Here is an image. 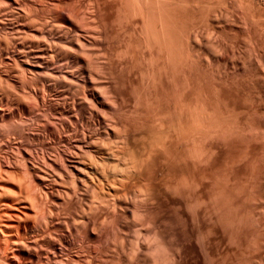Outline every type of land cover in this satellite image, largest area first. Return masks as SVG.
<instances>
[{
    "label": "bare ground",
    "instance_id": "6f19581e",
    "mask_svg": "<svg viewBox=\"0 0 264 264\" xmlns=\"http://www.w3.org/2000/svg\"><path fill=\"white\" fill-rule=\"evenodd\" d=\"M1 1V0H0ZM29 1V0H28ZM28 1L27 0H3V2H1V3H3L4 5L6 4V5H10V7L13 9V11L16 9V10H20V11H22V9H24L25 10V13H26V11H28L29 12V10H26L27 9V7L28 6H31L29 3H28ZM45 1H47V0H45ZM44 1V2H45ZM71 1H73V0H71ZM75 2H76V0H74ZM74 1L72 2V4L74 3ZM82 1V0H81ZM80 1V2H81ZM84 1V0H83ZM93 1H95V0H93ZM96 1H98V0H96ZM115 1H117V0H115ZM122 1V0H121ZM132 1H134V0H131V3H133ZM31 2V1H30ZM51 2V1H50ZM57 2H62L63 3V0H58ZM67 2V1H66ZM77 2H79V1H77ZM76 2V3H77ZM79 2V3H80ZM120 2V1H119ZM118 2V3H119ZM126 2H128L127 4L130 6V2L129 1H125L124 3H126ZM34 3V2H33ZM49 3V2H48ZM52 3V2H51ZM61 3V4H62ZM71 2L69 1V4H70ZM75 3V5L72 7V11L74 10V8H78V6H79V4H78V6L77 7H75L77 4ZM84 3V2H83ZM87 3H93V2H90V0L87 2ZM95 3V2H94ZM102 3L103 2H101V5H102ZM105 3V2H104ZM103 3V4H104ZM121 3V2H120ZM130 3V4H129ZM136 3H137V5H138V2H134L133 4L134 5H132L131 4V6H133V8H136L137 7V5H136ZM40 4V3H39ZM53 5H54V2L52 3ZM56 4V3H55ZM59 4V3H58ZM58 4H57V6H58ZM69 4H66L65 3V5L66 6H64V7H67V5H69ZM71 4V5H72ZM82 3H80V5H81ZM114 4V3H113ZM127 4H125L126 6H127ZM4 5H2V6H4ZM49 5V4H48ZM70 5V6H71ZM106 5V4H105ZM115 5V4H114ZM117 5V4H116ZM115 5V6H116ZM136 5V6H135ZM55 6V5H54ZM84 6V5H83ZM86 6V5H85ZM84 6V7H85ZM92 6V5H91ZM96 6H97V8L99 7V3H98V5L96 4ZM118 6V5H117ZM121 6V5H120ZM120 6H118V7H120ZM122 6H123V4H122ZM121 6V7H122ZM126 6H124V8H128L129 10H128V12H130V14L131 15H128L127 17H133L132 16V14H133V12L132 11H134L135 9H133V8H131V9H133L132 11H131V9L129 8V7H126ZM130 6V7H131ZM135 6V7H134ZM140 6V5H139ZM146 5H144L143 7H145ZM0 7H1V5H0ZM7 7V6H6ZM5 7V8H6ZM42 7H44V5L42 6ZM49 7V6H48ZM64 7H63V9H64ZM104 7V6H103ZM114 7V6H113ZM112 6L110 7V8H113ZM117 7V8H118ZM46 8V7H45ZM79 8H81V6L79 7ZM78 8V10L76 9V11H75V13L74 14H76V13H78V15H79V17H81V15L79 14V12L78 11H80V10H82V9H79ZM92 8V7H91ZM96 8V9H97ZM139 8V7H138ZM140 8H142V6L140 7ZM152 8V7H151ZM150 8V9H151ZM3 9V8H2ZM40 9V8H39ZM50 9V8H49ZM56 9H58V11H60V9L59 8H56ZM63 9H62V12H64L65 11V9H64V11H63ZM68 9H70V8H68ZM68 9H66V12H67V10ZM86 9H88V8H86ZM101 9V8H100ZM106 9V8H105ZM120 9V8H119ZM123 9V8H122ZM153 9V8H152ZM160 9V8H159ZM35 10V9H34ZM36 10H38L37 8H36ZM44 10V9H43ZM42 10V11H43ZM46 10H47V8H46ZM93 10V8L90 10V11H92ZM98 10V9H97ZM110 10V9H109ZM121 10V9H120ZM124 10V9H123ZM122 10V11H123ZM137 10V11H136ZM135 10V12L137 13L136 15H134V16H137V17H135L136 19L138 18V16L140 15V13H139V15H138V9H136ZM141 10V9H140ZM144 10V9H143ZM155 10V9H154ZM153 10V11H154ZM2 11H4V10H2ZM9 11H12V10H9ZM8 11V12H9ZM12 11V12H13ZM41 11V10H40ZM54 11V10H53ZM72 11H70V12H72ZM84 11V10H83ZM89 11V12H90ZM94 11V10H93ZM92 11V12H93ZM98 11H100V10H98ZM97 11V12H98ZM116 11H117V9H116ZM125 11V10H124ZM145 11H147V9L145 10ZM149 11H151V10H148V12ZM7 12V13H8ZM12 12H10L11 14H12ZM16 12V11H15ZM15 12H13L14 14H16ZM23 12V11H22ZM21 12V13H22ZM34 12V11H33ZM74 12V11H73ZM73 12L71 13V15L73 16ZM85 12H86V10H85ZM110 12V11H109ZM157 12V11H156ZM43 13V12H42ZM50 13V12H49ZM49 13H47V14H49ZM65 13V12H64ZM84 13V12H83ZM94 13V12H93ZM100 13V12H99ZM99 13H98V15H99ZM104 13H106V12H104ZM103 13V14H104ZM111 13V12H110ZM110 13H109V15H110ZM123 13H125V12H123ZM122 13V14H123ZM143 13H144V11H143ZM146 14H147V12H145ZM151 13H152V11H151ZM154 13V12H153ZM153 13L151 14V15H153ZM2 14H4V13H2ZM10 14V15H11ZM23 14V13H22ZM21 14V15H22ZM27 14V13H26ZM69 14V13H68ZM95 14H97V13H95ZM102 14V13H101ZM120 14H121V12H120ZM145 14V15H146ZM157 14H161V10H160V13H157ZM157 14H156V16H157ZM5 15H6V12H5ZM27 15H29V13L27 14ZM26 15V16H27ZM34 15H35V13H34ZM51 15H53V14H51ZM61 15V14H60ZM57 16V18L58 17H61V16ZM70 15V14H69ZM71 15L69 16L71 19L73 18V17H71ZM84 14H82V16H83ZM86 15H87V12H86ZM84 16V18L86 17V19H87V16ZM113 15V14H112ZM117 15V14H116ZM119 15V14H118ZM124 15V14H123ZM127 14H125V16H126ZM144 15V14H143ZM148 15V14H147ZM150 15V16H151ZM13 16H15V15H13L12 14V17ZM20 17V15H17V17ZM31 16V15H30ZM42 16V15H41ZM40 16V17H41ZM77 17V14L76 15H74V17ZM101 16H103V15H101ZM107 16V15H106ZM124 16V17H125ZM155 16V15H154ZM155 16V17H156ZM159 16V15H158ZM162 16V15H161ZM22 17H25V16H21V18ZM34 17H36V16H34ZM45 17V16H44ZM55 17V16H54ZM64 17V16H63ZM68 17V16H67ZM66 17V18H67ZM75 17V18H76ZM79 17H77V18H79ZM89 17V16H88ZM100 17V16H99ZM119 17L121 18V15H119ZM127 17H125L126 19H127ZM141 17V16H140ZM143 17H145V16H143ZM143 17H141V19H143ZM164 16H162V18H163ZM16 18V17H15ZM27 18V17H26ZM25 18V19H26ZM42 18V17H41ZM46 18V17H45ZM62 18V17H61ZM70 18H67L68 19V21H70L71 22V19ZM92 18H94V17H92ZM108 18V17H107ZM114 18V17H113ZM134 18V19H135ZM158 18V17H157ZM159 18H161V17H159ZM17 19V18H16ZM19 19V18H18ZM22 19H24V18H22ZM35 19V18H34ZM40 19V18H39ZM55 19V18H54ZM64 19V18H63ZM80 19V18H79ZM77 20L78 21V24H80V22H86V20L85 19H83L82 21H80V20ZM98 19V18H97ZM104 19H106V18H104ZM115 20H116V18H114ZM122 19V18H121ZM126 19H123L124 20V22H125V20ZM130 19V18H129ZM133 19V20H134ZM140 19V18H139ZM140 19V20H141ZM146 19V18H145ZM145 19H144V21H145ZM152 19H153V17H152ZM247 19V18H246ZM8 20H10V19H8ZM7 20V21H8ZM32 20H33V18H32ZM53 20V19H52ZM56 20V19H55ZM74 19H72V23L71 24H73L74 22H76L75 20L73 21ZM89 20V19H88ZM91 20V19H90ZM89 20V21H90ZM96 19H94V22H96L95 21ZM99 20V19H98ZM103 19H101V21H102ZM107 20V19H106ZM132 20V21H133ZM155 20H156V18H155ZM161 20V19H160ZM163 20H164V18H163ZM163 20H161V21H163ZM19 21V20H18ZM20 21H22V20H20ZM24 21V20H23ZM26 21V20H25ZM30 21H31V18H30ZM46 21V20H45ZM44 21V22H45ZM58 21H60V20H58ZM67 21V20H66ZM80 21V22H79ZM89 21H87V22H89ZM104 21V20H103ZM117 21H120V19L118 18L117 19ZM116 21V22H117ZM122 21V20H121ZM136 21H138V20H136ZM143 20L141 21V22H144ZM152 21V20H151ZM159 21V20H158ZM248 21V20H247ZM13 22H14V20H13ZM13 22H11L12 23V26H13ZM28 22V21H27ZM27 22H23L24 24L23 25H18V22H16L17 24H15V26L16 25H18V26H16V29H14V30H16V33H18L19 35H18V38H21L20 36L22 35V36H24V35H26V34H32V35H30V36H27L26 35V38H28V37H30V38H32V36L33 37H35V34L36 33H34L35 31H37V30H35L34 29V27H33V29L32 28H30V27H32V26H30L29 24V26L27 27V26H24V25H26V23ZM35 22H38V21H35ZM34 22V23H35ZM82 22V23H83ZM93 22V20L91 21V22H89V24L90 23H94ZM112 22H114L115 23V21H113L112 20ZM111 22V23H112ZM129 22V21H128ZM127 21H126V23H128ZM146 22V21H145ZM154 22V21H153ZM157 21H155V23H156ZM245 22H246V20H245ZM10 23V22H9ZM29 23V22H28ZM39 23V22H38ZM37 23V24H38ZM41 23V22H40ZM105 23V22H104ZM119 23V22H118ZM126 23H124V25L126 24ZM130 23H131V20H130ZM134 23V22H133ZM139 23V22H138ZM159 23V22H158ZM158 23H156V24H158ZM163 24H167V23H164V21L162 22ZM22 24V23H21ZM31 24V23H30ZM36 24V23H35ZM54 24V23H53ZM70 24V23H69ZM77 23H75V25H76ZM95 24V23H94ZM94 24H92V25H94ZM110 24V23H109ZM122 24V23H121ZM132 24V23H131ZM154 24V23H153ZM160 24H161V22H160ZM163 24H161V27H163L162 25ZM9 25V24H8ZM32 25H34V24H32ZM46 25V24H45ZM44 25V23H43V26H45ZM47 25H48V23H47ZM60 25H62V26H59V25H56V23H55V26H54V28H50L49 30V32H52L54 29V31H56V33L54 32V34H55V39L52 41V44L50 43L51 41H46L45 42V40H44V38H45V36H44V34L47 32L48 33V31L46 30V32L45 31H43V32H45L44 34H43V32L41 31V30H45L44 28H43V26H42V24H41V27H42V29L40 30V28H39V30L41 31V32H38L37 31V36L38 37H40L39 39H41V42H40V40L38 41V38H36L37 39V41H38V43H36V44H34V42L33 43H29L28 44V42L31 40H34L33 38L32 39H28L27 40V43H25L26 42V38H24V39H22V40H20V41H24L25 40V42H20V43H18L20 46H17L16 47V45H17V43L16 44H14L15 45V47H14V45L13 46H10L9 45V47L10 48H8L9 50H7V48H6V51H8V52H6V54H5V63H3L2 61V65L3 64H5L6 66H9V68H14V67H11V66H15V67H17L16 65H11V63H14V64H17L19 67V72H18V70H16V68H14V69H12L13 71L12 72H14L15 70V73L17 72L18 73V75H19V73L22 75V76H20L21 77V83H19V84H22L21 86V89H22V92H23V94H24V96L25 97H23L22 99H24V98H27L28 100H29V102H27V99L25 100L24 99V103L26 102V103H30L31 102V100H30V98H32L34 101H35V104L33 103V100H32V103L35 105V106H33V108L35 109V107H36V105H37V107H36V110H33L32 108H30V109H28L29 107H30V105L28 106V108H25L24 107V109H22L23 110V114H21V117L19 118L20 119V121L23 119L22 118V116L23 117H30V119L32 118V117H34L33 118V121H35V122H37V124H38V126H40L41 128H40V131L39 132H35L36 134H34V136H36V137H38L39 138V144H41V147L43 148V149H45V150H49L50 148H52L53 149V147L55 146L56 147V145L57 146H63L64 147V150L62 149V150H60L59 152L55 149V147H54V149L58 152L56 155H57V157L55 158V156H54V158H53V155L50 157V155H49V151H48V156H46L45 154H43V155H41V157H38L37 159H35L36 157H34L32 154H30V153H32V152H28V153H26V155H24L23 154V148H22V145H21V139L19 140V142H18V139L16 140V137H7V141L5 142V146L3 147V148H9V150L11 149V151H12V154H13V157H11V158H13V164L18 168L19 167V169L21 168L22 170H20V172H22L23 171V173H20V174H24V173H27V174H25V175H19V176H21V178H24V176H28L26 179L28 180H30V183H31V180H32V184L34 183V179L38 182V184H39V186H40V188H41V192L43 193V195L47 198V199H50L51 201H50V203H51V206H58L59 204H62V203H60V202H65V200L63 199V197L61 196L62 194H65L67 197V203L71 200L70 198H72V197H70V195H71V193H72V195L71 196H77V194L79 193L80 195H86L87 196V194H88V192L90 191V190H92L93 188V190H92V193H93V191L94 192H98L97 190L95 191V188H96V186H97V188H99V185H100V187L102 188V191H103V195L105 194V191H104V188L109 192V195L110 196H112V194H114V195H116L117 197L118 196H120V195H118V194H121V195H123V197L125 198H121V197H119L118 199L116 198V197H113V198H115V201H113L114 199L112 198L111 199V197L109 198V200L111 199L112 201H109L106 197V200L104 199V197L102 198L101 197V199H103L104 200V203L101 201V200H98V201H100V202H98L97 203V206L99 205V203H100V207L102 208V206H104V208L103 209H101V211H103L102 213H100V214H95L96 212H97V210H98V208H100L99 206H98V208L97 207H95V205H96V202H94V201H92V202H94L95 203V205H94V207H95V209L96 210H94V207L92 206L93 204H90V207L89 206H87L88 208H87V210H84L83 209V211H84V214H85V216L82 218V217H80L81 215H79V217L82 219V220H84L85 218L87 219V217H88V219L90 218V216L91 215H93L92 217H91V219L92 220H95L96 221V223H97V220L100 218V216L101 215H103V217L101 216V219H102V221H101V223H100V226L98 227V228H96V229H94V227L95 226H91L92 227V229L90 228V226H89V224L90 223H92L91 222V220L89 219V221H90V223H89V221H88V219H87V221L85 220V222H87L86 224L84 223V221H82V220H80V223H79V219H77L76 220V222L78 221V223H77V225L71 220V224H72V222H73V225H76V226H74L75 228V230H76V233L73 231L72 232V230H73V228L71 229V230H69V228H70V226L68 227V229L66 228L67 227V225H66V227H65V229H67V230H65V232L63 233L64 235H62V233H61V235L62 236H60V237H62V238H60L61 240H59V238H58V242H56V239L57 238H55V236L56 235H54L55 233H54V227H55V225H58V222L60 223V221H54V219H55V217H54V219L52 218V217H49V219L47 220V219H41V221L44 223H41V224H43L42 226H38V228H33V227H30V226H27V225H25L26 224V222L28 221V220H30V213H29V211H31V212H33V213H35L34 211L35 210H37V213H35V214H38V215H40V210H43L45 207H43L42 205H45V204H40V207L42 208H40L39 207V203L40 202H42L41 200L39 201V203H37V197H35V196H33V195H35L36 193H31L29 190H28V194H26V193H24L22 190V188H23V186H21V184H22V181H20V180H23V179H21L20 177V179H19V181L21 182H16V181H18V180H16L15 179V176L14 175H12V171H10V170H7V169H4L3 168V165H4V167L5 168H11V166H10V162H12L11 161V159H8L9 161L6 163L5 161H3L4 162V164L3 163H1L0 164V182L3 180V181H9V183L11 182V184H16L17 183V185L16 186H14V189L13 188H11V186H4V185H0V189L2 190L1 192H2V194H1V196L0 197H3V199H4V197H6L7 198V196H9V197H11V199H10V201L9 202H6V200L4 201L3 199H1L0 198V264H86V260H88L87 262V264H100V262H98V263H96V257H97V255L95 256L94 254V257L96 258V259H94V257H93V255L90 253V252H86V253H83V252H85L84 250H90V249H88V248H86V247H89V245L88 244H86L87 243V241L89 240H93V239H95L94 241H96L97 240V244L99 245V246H101L102 245V242H103V240L104 239H106V241H107V239H108V243L110 242V247L111 246H113V239H115L116 241V246L117 245H122L123 244V246L125 247H121V246H117L118 248L120 247V248H122V249H124V250H126V245H124L129 239H131V238H129L128 239V237L129 236H131L132 237V239L133 240H136V239H134V237H137L136 235L135 236H132V235H134L135 234V229L137 230V232H136V234L137 235H139L138 237H137V240L136 241H128L129 242V245H130V243H131V249L132 250H130V249H127V250H129V251H131V252H133V250L135 249V251H137V252H135V255H134V259L132 258V256H133V254H132V256H130L128 253H126L127 255H129V257H126L127 255L124 253V251L122 250V249H118L115 245L113 246V247H115V250H117L118 249V251H119V254L117 255V251H115L114 250V248L113 247H111V249H112V251L114 250L115 252H116V255L119 257H116V258H118V259H120L121 258V254H120V251L122 250V254L123 255H126L125 257L126 258H132L133 260V263H131L132 261H130V259L128 260L131 264H217V263H220V262H217L216 263V261H218V260H216V257H215V255H216V251L215 250H217L216 249V246L218 247L219 245L218 244H220L219 242H222L225 246V255L222 257V260H221V263L220 264H233V263H229V262H227V256L229 255V252H230V257H231V255H234L233 254V252L232 251H234L235 252V256L237 257L236 258V263L235 264H245L244 263V261L246 262V260H248V259H246L245 260V254H246V246H247V240L249 239V238H251L252 236H254V237H256V234L255 235H253L254 233H251L252 234V236L251 237H248V239H247V229H248V223H246V220L248 219V218H245V214H244V207H243V201L245 200V199H247V198H245V197H243V195L241 196V194H239V192H241V190H236L237 192H235V195H236V193H238V195L237 196H239V200H240V196H241V198L243 197L244 198V200L241 202V203H238L239 205L237 206V202H236V200L234 199V201L236 202V204L234 205V201H233V195L234 194H232L231 195V190H230V184H233V183H231L232 182V180H231V182L229 181V189H228V186L226 187V189L223 187L224 186V181L225 182H228L227 180H230V177H228L226 174H223V176H227V177H225V179H221V180H224L223 181V185H220L219 186V184H221V183H219V184H217V185H215L214 183V185L216 186V187H223L224 188V190H222L221 188L220 189H218V188H215V189H217L218 190V192L217 193H213L212 192V195H211V197L209 198V200L208 201H206V204L204 203V201L203 200H199V199H197V200H199V201H197L196 199L194 200V201H196V204L194 205L193 203H194V201L192 202V201H190V200H192V195H190L191 193H190V191H191V188L193 187V186H191V188H190V186H188V184L187 183H189L188 181L186 182V186H188V188L187 189H190V191L188 190V192L189 193H187V194H189V195H187V194H185V191L187 190H184L185 188H186V186L184 185V187H183V184H181L180 185V181H178V182H174V180H173V182L171 181L173 178L172 177H167L168 179L169 178H172L171 180H165V181H169V182H163V183H161V182H156V181H154V180H156L155 178H152L151 177V172L148 170L150 167L148 166V164H149V162L151 161V159L152 160H154L153 159V157L154 156H152V158L151 157H149V153L148 152H150V150L149 149H145V147H146V145L148 144H144L145 142H146V140H149L147 137V139L145 138V136H141L140 134V137H143V139H142V141H145L143 144L145 145V147H144V149L145 150H147V152L145 153V150L144 149H142V147H143V145L141 144V151L142 150H144L143 152L145 153V157H144V154L142 155V153L140 152H134V151H136V150H134L133 151V149H132V151H133V153H132V151L130 150L129 152H131V153H129L128 151L127 152H125L124 151V148H123V146H125V147H127L128 145V141H125L127 144V146L126 145H124L123 144V146H122V148L121 149H119V144H120V141H121V139H122V141L121 142H124L123 140L125 139V137H126V139L125 140H129L128 139V135H124V133L126 134V132H129V130H130V127H132L133 126V124H135V122L136 121H133L132 123V126L130 125H128V124H125V122H124V124H123V128H119L118 127V125H116L118 122H120V123H122L123 121V119H124V116H123V118H122V115L123 114H121V116L120 115H117V118L119 117V118H121V119H118V122H116V121H114L113 120V117L114 116H116L115 114V112H116V109H118L117 111L119 112V108H117L118 107V103H119V100L121 101V99H119L118 100V97H117V102L118 103H116V101H115V99H114V97L115 96H113V97H111L112 95L109 93V90L107 91V87H108V85H107V87L105 86V85H103L100 81L101 80H103V79H99V77L101 76V74L102 73H106L105 72V70H103L101 67H100V69L103 71V72H101V73H99V70H98V68L99 67H97V65H95V67H97L96 68V71L94 72L93 70V72L92 71H90V69H89V71H87L86 69H84L83 68V66H82V63H81V61L78 59V58H75V57H73L74 58V60L73 61H71V55H70V57H68L69 56V52H72V54H74L73 52H75V53H77V51L78 50H80V52L82 53V51L84 52L83 54H85V52H86V49H91V47L90 46H92L93 44H94V42L96 41V37H98V33H96L95 31L97 30L96 28H97V25H96V27L94 28L92 25V28H94V29H96L95 31H93V29H91V26H87V27H90V29H91V31L89 30V31H86V30H88V28L87 27H85L84 25H85V23L83 24V27H85V28H87V29H85L84 31H83V27L80 25V27H82L83 29L81 30L80 28H76V27H78L77 25H76V27H72V26H70V25H68L67 23H65V22H62V23H60ZM75 25H73V26H75ZM103 25H105V24H103ZM114 25V24H113ZM123 24H122V26H124ZM139 25V24H138ZM142 25V24H141ZM143 25L145 26V23H143ZM142 25V26H143ZM10 26V25H9ZM11 26V27H12ZM95 26V25H94ZM112 25H110V27H111ZM118 26H120V25H118ZM127 26V25H126ZM129 26H131V25H129ZM135 26H137V24L135 25ZM154 26H156L155 24H154ZM168 26V25H167ZM103 27V26H102ZM109 27V26H108ZM109 27V28H110ZM128 27V26H127ZM138 27V26H137ZM140 27V26H139ZM156 27H158V26H156ZM156 27H154V28H156ZM164 27H165V25H164ZM164 27H163V29H164ZM4 28V27H3ZM47 28V27H46ZM105 28V27H104ZM103 28V29H104ZM113 28H114V26H113ZM120 28V27H119ZM129 28V27H128ZM134 27H132V29H133ZM136 28V27H135ZM134 28V29H135ZM166 29H167V27H165ZM5 29H6V27H5ZM48 29V28H47ZM102 29V28H101ZM111 29V28H110ZM116 29V28H115ZM114 29V30H115ZM131 29V28H130ZM142 29H144V27L142 28ZM141 29V27H140V29H139V31L141 30V33L144 35V39L146 38V40H147V38H148V40H149V38H153L154 39V37H151V36H147L146 34V32L147 31H149V30H147V28L145 27V29H146V31L145 30H142ZM162 29V28H161ZM165 29V30H166ZM12 30V29H11ZM13 30V31H14ZM117 30V29H116ZM121 30V29H120ZM125 29H123V31H124ZM136 30V29H135ZM105 31V30H104ZM107 31H108V29H107ZM107 31H105V32H107ZM122 31V30H121ZM126 31V30H125ZM129 31H131V30H129ZM133 32H134V30H132ZM144 33H146V34H144ZM156 30H154L153 32H155ZM162 31V30H161ZM164 31V30H163ZM224 31V30H223ZM97 32H98V30H97ZM99 32H100V29H99ZM110 32H112V31H110ZM114 32V31H113ZM116 32V31H115ZM114 32V33H115ZM132 32V33H133ZM153 32L151 33L152 34V36L154 35L153 34ZM158 32V31H157ZM165 32L166 31H164V35H162L163 36V38H165L164 36L166 35V38L165 39H167V33H169V32H167L166 34H165ZM3 33V32H2ZM10 33H12V31L10 32ZM14 33V32H13ZM16 33H14V35L16 34ZM20 33H22L21 35H20ZM101 33V32H100ZM126 33H127V31H126ZM126 33H124V34H126ZM130 33V32H129ZM132 33L130 34V37L132 38H134L135 37V35H133V36H131L132 35ZM137 33V32H136ZM24 34V35H23ZM49 34V33H48ZM50 34H52V33H50ZM54 34H52V35H54ZM98 34V35H97ZM106 34V33H105ZM108 34V33H107ZM116 34H119L118 33V31H117V33ZM123 34V35H124ZM134 34V33H133ZM150 34V35H151ZM157 34L158 33H156V36H157ZM160 34H162V33H160ZM12 35V34H11ZM14 35H13V37H14ZM42 35V36H41ZM51 35V36H52ZM110 35V34H109ZM122 35V36H123ZM127 36H128V34H126ZM125 35V36H126ZM138 35H139V32H138ZM16 36H17V34H16ZM48 36V35H47ZM46 36V37H47ZM51 36L49 37V38H51ZM103 36V35H102ZM111 36V35H110ZM142 35H140L139 37H141ZM223 36V35H222ZM25 37V36H24ZM43 37V38H42ZM138 37V38H139ZM158 37H159V34H158ZM158 37H156V38H158ZM16 38V37H15ZM52 38H53V36H52ZM99 38V37H98ZM109 38H111V37H109ZM122 38V37H121ZM124 38V37H123ZM129 38V37H128ZM137 38V37H136ZM143 37H141L140 39H139V41L142 39ZM156 38L154 39V40H156ZM159 38H161V37H159ZM162 38V39H163ZM42 39L44 40V41H42ZM47 39H48V37H47ZM101 39V38H100ZM135 39V38H134ZM225 39V38H224ZM16 40H18V39H16ZM97 40H99V39H97ZM106 40V39H105ZM121 40H123V39H121ZM132 40V39H131ZM137 40V39H136ZM143 40V39H142ZM142 40L140 41L141 43H142ZM147 40V41H148ZM151 40V39H150ZM150 40H149V43H150ZM158 40V39H157ZM34 41H36V40H34ZM102 41H104V38H103V40ZM108 41V40H107ZM124 41V40H123ZM126 41V40H125ZM128 41V40H127ZM133 41V40H132ZM138 41V43H140ZM168 41H169V38H168ZM224 41V40H223ZM43 43V42H45V43H43V44H40V43ZM101 42V41H100ZM106 42V41H105ZM113 42V41H112ZM111 42V43H112ZM130 42V41H129ZM152 42H153V40H152ZM102 43V42H101ZM121 43V42H120ZM66 44H68V46L70 47V48H68V46L66 45ZM97 44V43H96ZM99 44V43H98ZM104 44V43H103ZM123 44V43H122ZM131 44V43H130ZM143 44H144V40H143ZM141 45V44H138L137 45V43H136V45L139 47V46H144V45ZM164 44H166V42H164ZM168 44V43H167ZM166 44V45H167ZM121 45V44H120ZM127 45V44H126ZM129 45V44H128ZM147 45H150V44H146V42H145V50H147L148 49V51H149V46H148V48H147ZM61 47V49L60 48H58V47ZM74 46H76V47H78V49L77 48H75ZM108 46V45H107ZM110 46V45H109ZM119 46V45H118ZM164 46V45H163ZM162 46V47H163ZM12 47V48H11ZM88 47H90V48H88ZM97 47V46H96ZM105 47V46H104ZM116 47H117V45H116ZM124 47H125V45H124ZM127 47V46H126ZM125 47V49H127ZM129 47V46H128ZM138 47H135L136 49H137V51H139V49H138ZM166 47V46H165ZM167 47H169V46H167ZM67 48V49H66ZM109 48V47H108ZM118 48V47H117ZM130 48H132V47H130ZM142 48V47H141ZM147 48V49H146ZM60 49V50H59ZM66 49V50H65ZM92 49H94V48H92ZM91 49V50H92ZM110 49V48H109ZM129 49V48H128ZM136 49H134V50H136ZM143 49V50H144ZM73 50V51H72ZM75 50V51H74ZM89 50H87V51H89ZM97 50V49H96ZM99 50H101V49H99ZM112 50V49H111ZM111 50H109V51H111ZM114 50V49H113ZM116 50V49H115ZM122 50V49H121ZM121 50H118L119 52L117 53V54H119L120 53V51ZM130 50V49H129ZM141 50V49H140ZM142 50V51H143ZM144 50V51H145ZM154 50V49H153ZM165 50H166V48H165ZM170 50V49H169ZM2 51V50H1ZM106 51H107V49H106ZM127 51V50H126ZM148 51H146V53H148ZM151 51L152 50H150V53H151ZM156 51V50H155ZM161 51H162V48H161ZM171 51V50H170ZM63 53L64 52V54H60V53ZM79 52V51H78ZM125 52V51H124ZM127 52H129V51H127ZM131 52H133V51H131ZM134 52H136V51H134ZM141 52V51H140ZM2 52H0V54H1ZM90 53L92 54L93 52L92 51H90ZM116 52H114V54H115ZM145 53V52H144ZM143 53V54H144ZM150 53H148V54H150ZM153 53V52H152ZM162 53V52H161ZM165 53V52H164ZM163 53V54H164ZM167 53V52H166ZM4 54V53H3ZM3 54H1V55H3ZM78 54L79 53H77V56H78ZM83 54H80V55H82L83 56ZM114 54H113V56H114ZM116 54V55H117ZM125 54V53H124ZM132 54H134V53H132ZM141 55H142V53H140ZM86 55L87 56H85V58H87L88 59V57H92L91 55H89V53H86ZM97 55H99L98 53H97ZM96 55V57L99 59V57ZM105 55V53L103 54V56ZM106 55H107V53H106ZM112 55V54H111ZM120 55V54H119ZM128 55V53L127 54H125V55H123V51H122V56H127ZM145 55V54H144ZM72 56H74V55H72ZM101 56V55H100ZM109 56V55H108ZM118 56V55H117ZM116 56V57H117ZM130 56V55H129ZM131 56H133V55H131ZM137 56V55H136ZM138 56H139V54H138ZM146 56V55H145ZM152 56V55H151ZM150 56V58H152V59H154L153 58V56L151 57ZM162 56V55H161ZM160 56V57H161ZM170 56V55H169ZM169 56H167V57H169ZM4 57V56H3ZM3 57L1 56V58L3 59ZM80 57V56H79ZM84 57V56H83ZM95 57V56H94ZM93 57V58H94ZM106 57V56H105ZM128 57V56H127ZM126 57V59H128ZM171 57V56H170ZM169 57V58H170ZM72 58V59H73ZM82 60H83V58L82 57H80ZM84 58V59H85ZM107 58V57H106ZM110 58V57H109ZM113 58H115V57H113ZM121 59L120 58V56H118L117 57V59ZM137 58H139V57H137ZM146 58V57H145ZM143 56H142V60H144L145 59ZM149 58V57H148ZM162 58V57H161ZM164 58H165V55H164ZM86 59V61H89L90 62V60L91 61H93V59L92 58H90L89 60H87ZM95 60V61H100V60ZM130 59H131V57H130ZM140 59V58H139ZM158 59V58H157ZM1 60V59H0ZM115 60V59H114ZM113 60V61H114ZM123 60V59H122ZM155 60V59H154ZM168 60V59H167ZM170 60V59H169ZM168 60V61H169ZM65 61H67V62H65ZM94 61V62H95ZM107 61V60H106ZM106 61H105V64H106ZM113 61H111V62H113ZM117 61V60H116ZM124 61H126L127 62V60H125V58H124ZM130 61V60H129ZM132 61V60H131ZM139 61H141V60H139ZM139 61H138V63H139ZM149 61L151 62L152 60H150L149 59ZM160 61V60H159ZM168 61H167V64H168ZM0 62V63H1ZM68 62H70V63H68ZM97 62H95V63H97ZM118 62H120V60H118ZM141 62H143V61H141ZM150 62H146L147 64H149ZM161 62V61H160ZM62 63H65L64 65L65 66H62ZM104 63V62H103ZM122 63V62H121ZM128 63V62H127ZM126 63V64H127ZM130 63V62H129ZM128 63V64H129ZM132 63V62H131ZM130 63V64H131ZM152 63H155L154 61L152 62ZM152 63H150L151 65H152ZM158 63V62H157ZM70 64H71V66H70ZM90 64V63H89ZM92 64V63H91ZM94 64V63H93ZM120 64V63H119ZM129 64V65H130ZM136 64H137V62H136ZM141 63H139V65H140ZM156 64V63H155ZM166 64V63H165ZM102 64H100V66H101ZM107 65V64H106ZM110 65L111 64H109V67H110ZM117 65V64H116ZM124 65H125V63H124ZM129 65H127V66H125V67H128ZM138 65V64H137ZM136 65V66H137ZM159 65V64H158ZM5 66V67H6ZM94 66V65H93ZM112 66V65H111ZM115 66V65H114ZM131 66V65H130ZM146 67V65H141L140 67L142 68V67ZM166 66V65H165ZM87 67V66H86ZM94 67V68H95ZM107 67V66H106ZM149 67H154V65H152V66H150L149 65ZM155 67H156V65H155ZM162 67H163V64H162ZM167 67V66H166ZM114 68V67H113ZM116 68V67H115ZM114 68V69H115ZM120 68V67H119ZM118 68V69H119ZM123 68V67H122ZM128 68H130V67H128ZM159 69H160V66L158 67ZM164 68V67H163ZM1 69V68H0ZM104 69H105V67H104ZM147 69V68H146ZM150 69V68H149ZM152 70H154L153 68H151ZM159 69H157V70H159ZM162 69V68H161ZM98 70V71H97ZM127 70V69H126ZM132 70V69H131ZM134 70V69H133ZM135 70H139V69H136V67H135ZM141 70L142 69H140V72H141ZM4 71H6V70H4ZM128 71V70H127ZM144 71V70H143ZM149 71H151V70H148V72ZM160 71V70H159ZM10 72V71H9ZM112 72V71H111ZM110 72V73H111ZM129 72H130V70H129ZM133 72V71H132ZM145 72H146V70H145ZM147 72V73H148ZM152 72V71H151ZM154 72H155V70H154ZM154 72H152L151 74L150 73H148V74H150L151 76H152V74H154ZM157 72V71H156ZM164 72H167V70H165ZM1 73V72H0ZM6 73V72H5ZM109 73V72H108ZM109 73V74H110ZM128 73V72H127ZM143 73V72H142ZM141 73V74H142ZM147 73H145V74H147ZM168 73V72H167ZM166 73V74H167ZM99 74H100V76H99ZM113 74V73H112ZM119 74V73H118ZM130 74V73H129ZM136 74H137V72H136ZM135 74V75H136ZM144 74V73H143ZM143 74H142V77L141 78H144L145 76H143ZM148 74L146 75L147 77H148ZM156 74V73H155ZM161 74V73H160ZM164 74V73H163ZM165 74V75H166ZM105 74H103V76H104ZM115 75V74H114ZM117 75V74H116ZM120 75V74H119ZM122 75H123V73H122ZM134 75V74H133ZM134 75V76H135ZM139 75H140V73H139ZM4 76H5V74H4ZM8 76V75H7ZM109 76V75H108ZM107 76V77H108ZM112 76V75H111ZM124 76V75H123ZM133 76V77H134ZM137 76H138V74H137ZM136 76V77H137ZM141 76V75H140ZM154 76V75H153ZM164 76V75H163ZM19 77V78H20ZM105 77H106V75H105ZM105 77H104V79H105ZM114 77V76H113ZM110 78V80L111 79H114V80H116L115 79V77L114 78ZM125 77V76H124ZM126 77H127V74H126ZM128 77H129V75H128ZM146 77V78H147ZM158 77H161L160 75L158 76ZM15 78V77H14ZM16 78H18V77H16ZM103 78V77H102ZM130 78V77H129ZM132 78V77H131ZM138 79H139V76L137 77ZM145 78V79H146ZM148 78H151V77H148ZM148 78L146 79L147 81H149L148 80ZM7 79V78H6ZM8 79H9V77H8ZM108 79V78H107ZM123 80H124V78H122ZM133 79H135V78H133ZM145 79H143V81H145L146 82V80ZM160 79H162V78H160ZM159 79V80H160ZM163 79H164V77H163ZM100 80V81H99ZM150 80H152V78L150 79ZM154 80H155V77H154ZM154 80H152L151 81V83L150 82H148V83H150V85H151V87L150 88H152V86H153V84H154ZM157 80H158V78H157ZM156 80V81H157ZM159 80H158V82H159ZM9 80H7V82H8ZM63 81V82H62ZM104 82H106L105 80H103ZM154 81V82H153ZM5 82V81H4ZM7 82H6V84H7ZM20 82V81H19ZM61 82H62V86H63V83H65V88L63 89V90H59L57 87H58V85H57V87H56V84H61ZM103 82V83H104ZM109 82V81H108ZM118 82V81H117ZM130 82V81H129ZM138 82V81H137ZM141 82V84L142 83H144V82H142V81H140ZM139 82V83H140ZM153 82V83H152ZM158 82H157V85H159L158 84ZM160 82H162V81H160ZM166 82H168L167 81V79H166ZM15 83H16V80H15ZM37 85H36V84ZM111 83H113L114 84V81L113 82H111ZM111 83H110V85H111ZM115 83H116V81H115ZM131 83V82H130ZM130 83H128V85L130 84ZM133 83H135V82H133ZM132 83V84H133ZM138 83V84H139ZM148 83H147V85H148ZM164 83V82H163ZM30 84H34L35 85V87L34 88H31L32 87V85H31V87H30ZM105 84V83H104ZM113 84H112V86H113ZM122 84V83H121ZM165 84V83H164ZM169 84V83H168ZM167 84V85H168ZM11 85H13V84H11ZM39 85V86H38ZM134 85H137V84H134ZM140 85V84H139ZM145 85H146V83H145ZM156 85V84H155ZM156 85V86H157ZM163 85V84H162ZM170 85V84H169ZM7 86H8V84H7ZM7 86H5V87H7ZM9 86H10V83H9ZM37 86V87H36ZM61 85H59V87H60ZM61 86V87H62ZM120 87H121V85H119ZM138 86V85H137ZM137 86H131V87H135V89H134V91H136L137 90ZM142 86H144V85H142ZM159 86H161V85H159ZM11 87V86H10ZM106 87V88H105ZM115 87H117L116 85H114V87L113 88H115ZM119 87V88H120ZM124 87H125V85H124ZM130 87V86H129ZM148 87V86H147ZM155 87V86H154ZM167 87V86H166ZM175 87V86H174ZM133 88L131 89V90H133ZM157 88H159V87H157ZM164 88V87H163ZM173 88V87H172ZM12 89V88H11ZM11 89H8V90H11ZM81 90L80 92L78 91V90ZM117 89V88H116ZM141 89H143L142 87H141ZM149 89V88H148ZM148 89H146V90H148ZM165 89V88H164ZM168 89H170L171 90V88H168ZM73 90V92L71 93L70 91H72ZM119 90V89H118ZM159 90H161V88L159 89ZM163 90V89H162ZM161 90V92H162V94H165V92H166V90L167 89H165V92L163 93V91ZM169 90V91H170ZM75 91V92H74ZM133 91V92H134ZM138 91V90H137ZM149 91H153L152 89H150ZM148 91V93H150ZM174 91V90H173ZM264 91V90H263ZM16 92V91H15ZM122 92V91H121ZM131 92V91H130ZM141 92H143V90L141 91ZM145 92V91H144ZM147 92V91H146ZM145 92V93H146ZM154 92V91H153ZM160 92V91H159ZM159 92H158V94H159ZM160 92V93H161ZM168 92V91H167ZM167 92H166V94H167ZM170 92H172V91H170ZM169 92V93H170ZM7 93V92H6ZM115 93V92H114ZM129 93V92H128ZM139 93H140V91H139ZM137 94L136 95V92H135V95L136 96H140L141 95V93L140 94ZM157 93V92H156ZM241 93V92H240ZM16 94V93H15ZM124 94V93H123ZM151 94V93H150ZM149 94V95H150ZM154 93H152V95H153ZM17 95V94H16ZM131 96H133L132 95V93L130 94ZM135 95L133 96L134 98H136L135 97ZM146 95V94H145ZM145 95H144V97H145ZM148 95V94H147ZM148 95V96H149ZM157 95V94H156ZM160 95V94H159ZM169 95V94H168ZM6 96V95H5ZM18 96V95H17ZM158 96V95H157ZM162 96V95H161ZM166 96V95H165ZM171 96V98H172V95H169L168 97H170ZM221 96V95H220ZM132 97V98H133ZM136 98L135 99V101H137L138 99H139V101H137L138 103H135V104H140V100L142 101V99H140L141 97H139V98ZM151 97V95L149 96V98ZM155 97V96H154ZM154 97H152V100H153V98ZM19 98V97H18ZM126 98V97H125ZM146 99H145V101L147 102L148 100H150L149 98H148V100H147V96L145 97ZM161 97H159V99H160ZM164 98V97H163ZM166 98V97H165ZM2 98H0V100H1ZM127 99V98H126ZM158 99V97H157V100H159ZM152 100L151 101H149L148 102V104L146 103V102H143L142 101V103H145L144 105L142 104V106H145V105H147V110L148 111H145L146 112V114H147V112H149V110L151 109V108H153V109H151V111L152 110H155L154 108H155V104L156 103H158L159 104V102L156 100V97L154 98V100L153 101H157L156 103L154 102V105H149V104H152L153 102H152ZM162 100V99H161ZM167 100V99H166ZM171 100V99H170ZM2 101V100H1ZM22 101V100H21ZM130 101V100H129ZM128 101V102H129ZM174 101V100H173ZM232 101V100H231ZM22 102V103H23ZM122 102V101H121ZM120 102V103H121ZM151 102V103H150ZM168 102H169V100H168ZM11 103V102H10ZM23 103V104H24ZM119 103V104H120ZM123 103H125V102H123ZM164 103V100H163V102H162V104ZM165 103H167V101L165 102ZM199 103V102H198ZM197 103V104H198ZM205 102H203L202 104H204ZM6 104H8V102L6 103ZM31 104V103H30ZM117 104V105H116ZM125 104H127V103H125ZM133 104V103H132ZM168 104H172L171 102L170 103H168ZM176 104V103H175ZM174 104V105H175ZM197 104H195L196 105V107L198 108L199 106H197ZM206 104V103H205ZM21 105V104H20ZM25 105H28V104H25ZM24 105V106H25ZM123 105V104H122ZM130 105V104H129ZM134 105V104H133ZM132 105V106H133ZM166 105V104H165ZM164 104H163V107H162V105H161V108L159 107V109H160V112H159V114L161 113V109L163 108L165 111H166V107L167 106H169V105H167V106H165ZM174 105L172 106L173 108H174ZM187 105V104H186ZM199 105V104H198ZM209 105V104H208ZM4 106V105H3ZM3 106H2V102H0V120L2 119V118H4L5 116H6V112H5V110H4V108H3ZM13 106V105H12ZM124 106V105H123ZM137 106V105H136ZM139 106H141V105H139ZM139 106H137L138 107V109L137 110H143L142 109V106H141V108L139 109ZM148 106H149V108H150V106H151V108L150 109H148ZM158 106V105H157ZM160 106V105H159ZM178 106V104L176 105V107ZM180 106H182V105H180ZM15 108H16V106H14ZM31 107H32V105H31ZM116 107V108H115ZM122 107V106H121ZM120 107V108H121ZM129 107V106H128ZM135 107V106H134ZM136 107V108H137ZM170 107V106H169ZM168 107V108H169ZM183 107V106H182ZM204 108H206V107H208V106H206L205 107V105L203 106ZM203 107H202V110H203ZM209 107H210V105H209ZM6 108V107H5ZM10 108V107H9ZM167 108V109H168ZM191 108V107H190ZM190 108H189V111H190ZM193 108H195V107H192L191 109L192 110H194ZM7 109H8V107H7ZM6 109V110H7ZM123 109V108H122ZM135 109V108H134ZM176 109H178V107L176 108ZM175 109V110H176ZM182 109V108H181ZM180 108H179V110H181ZM200 109V111L202 112V110H201V107L199 108ZM207 109V108H206ZM226 109V108H225ZM231 109V108H230ZM17 110V109H16ZM129 110V109H128ZM131 110H133V108L131 109ZM170 109H168L167 110V114H164V113H162V114H164V115H162L165 119L169 116L170 117V119L171 120H173V118H174V120L176 121L175 123H174V121H172L174 124H177V123H180L181 121V119L184 117L185 118V116H182V115H180L181 116V118H179V117H177L178 119H180L179 120V122H177V118H176V116H177V114H174V115H172V114H169L168 115V111H169ZM172 110V109H171ZM182 110H185V108L184 109H182ZM196 110V109H195ZM208 110V109H207ZM206 110V111H207ZM120 111H121V109H120ZM135 110H133V113H137V112H134ZM141 111H139L138 113L140 114L141 113ZM157 111H158V109H157ZM173 111V110H172ZM188 111V110H187ZM186 111V115L188 114V112ZM199 111V112H200ZM204 111V110H203ZM209 111H211V110H209ZM209 111H207V112H209ZM19 112V111H18ZM81 112H86L87 114H89V119H87L86 120V122H84L83 121V119H82V115L80 116V114H81ZM126 112V111H125ZM129 112H130V110H129ZM128 112V113H129ZM132 112V111H131ZM154 112V111H153ZM163 112V111H162ZM176 112H177V110H176ZM175 112V113H176ZM191 112V111H190ZM190 112H189V114H190ZM197 112V111H196ZM196 112H194L193 111V113H195V115H197V113ZM205 112V111H204ZM206 112V113H207ZM229 112V111H228ZM85 113V114H86ZM120 113V112H119ZM119 113H117V114H119ZM128 113H124L125 115H127ZM144 113V112H143ZM152 113V112H151ZM156 112H154V114H155ZM169 113H172V112H169ZM178 113V112H177ZM183 113H185V112H183ZM192 113V112H191ZM203 113V112H202ZM210 113H213V112H210ZM210 113H208V114H210ZM130 115H132L131 113H129ZM139 114H137V115H134L135 117L134 118H136V116H137V119H138V115ZM142 114V113H141ZM140 114V117L141 118H143L142 116H144V117H148L149 115H150V112H149V115H145V113H144V115H141ZM153 114V115H154ZM158 114V115H159ZM179 114H181V111L179 112ZM178 114V115H179ZM204 114V113H203ZM208 114H206V115H208ZM8 115V114H7ZM32 115H35V116H32ZM152 115V116H153ZM8 116H11V115H8ZM12 116H14L13 114H12ZM12 116H11V118H12ZM87 116V115H86ZM113 116V117H112ZM129 115H127V116H125V118H127ZM161 116V115H160ZM167 116V117H166ZM173 118H172V117ZM189 116V115H188ZM192 115H190V117H191ZM199 119H200V113H199ZM198 116H195V119L196 120H198L197 118H198ZM201 116H202V114H201ZM212 116V115H211ZM213 116H215L214 114H213ZM112 117V118H111ZM139 117V121H140V118ZM150 117V116H149ZM154 117H157L156 115L154 116ZM153 117V120L155 121V118ZM194 117V116H193ZM203 117V116H202ZM205 117V116H204ZM208 117H210L209 115H208ZM207 117V118H208ZM216 117V116H215ZM116 118V117H115ZM114 118V119H115ZM130 118V117H129ZM134 118H132L131 117V120H134ZM152 118V117H151ZM158 118V117H157ZM156 118V119H157ZM184 118L182 119V121L184 122ZM188 118V117H187ZM187 118H186V120H187ZM5 119V118H4ZM9 119H10V117H9ZM8 119V120H9ZM15 119V118H14ZM34 119H36V120H34ZM137 119H135V120H137ZM148 120V118H145V120ZM163 119V118H162ZM165 119L162 121L163 122V124H164V121H165ZM169 118H167V120H170ZM194 119V120H195ZM206 119V118H205ZM209 119H212V118H209ZM3 120V119H2ZM13 120V119H12ZM11 120V121H12ZM16 120V119H15ZM15 120H14V122H15ZM24 120V119H23ZM113 120V121H112ZM122 122H121V121ZM128 119H126V121H127ZM143 121H144V118L142 119ZM167 120H166V122H167ZM170 120V121H171ZM193 119H192V121L193 122H197L196 120L194 121ZM201 120V119H200ZM204 120V119H203ZM7 121V120H6ZM17 121V120H16ZM125 121V120H124ZM142 121V122H143ZM150 121V120H149ZM149 121H146V123H148ZM202 121V120H201ZM210 121H212V120H210ZM213 121H215V120H213ZM213 121H212V123H213ZM3 121H1L0 122V124L2 123ZM13 121L12 122H10V124L11 125H13L14 126V128L18 131V133H20V134H22V131H24V133H26L25 132V130L24 129H26V128H24L23 129V127H24V125L26 124H22V125H16L15 123H14ZM17 122H19V120L17 121ZM16 122V123H17ZM23 122V121H22ZM21 122V123H22ZM157 122V121H156ZM159 122V121H158ZM162 122L160 123L161 124V126H162ZM172 122H167V123H169V124H167L168 126H171L170 128H173L172 126H173V124L171 125V123ZM186 122V121H185ZM193 122H191L192 123V125H190L189 124V126H192V128H193ZM199 122V123H198ZM197 123H195V124H200V127H201V129H202V131L204 132V130H203V128L204 127H202L201 126V123H200V121H198ZM208 122V121H207ZM206 121L205 122H203L202 121V123H207ZM217 122V121H216ZM4 123V122H3ZM21 123H19V124H21ZM28 123V122H27ZM126 123H128V122H126ZM137 123H138V120H137ZM211 123V124H212ZM218 123V122H217ZM217 123H213L214 125H215V130H216V126L217 127H219L218 125H220L219 123L217 124ZM83 124H85V126L88 128V130H89V128L91 129L92 128V132H93V134H87V133H84L83 132V129L85 128H83L82 126H83ZM141 124V123H140ZM152 125H154L155 124V122H154V124L153 123H151ZM157 124H159V123H157ZM159 124V125H160ZM212 124V125H213ZM26 125H28V124H26ZM33 125V124H32ZM82 125V126H81ZM136 125V124H135ZM143 125V124H142ZM138 126L139 127V129L140 128H142L143 126L144 127H146L145 126V123H144V125L143 126ZM149 125V124H148ZM156 125V124H155ZM182 125V123H180V127H182L181 126ZM186 125H188V121H187V124ZM204 125V124H203ZM210 125V124H209ZM222 125V124H221ZM220 125V126H221ZM236 124H234V126H235ZM23 126V127H22ZM151 126V125H150ZM166 126V125H165ZM177 126H179L178 124H177ZM196 126H198V125H196ZM195 126V127H196ZM229 126V125H228ZM227 126V127H228ZM234 126L232 127V128H234ZM1 127V126H0ZM20 127L22 128V130L20 129ZM143 127V128H144ZM149 126H147V128H148ZM153 127V126H152ZM199 127V126H198ZM205 127H207V125L205 124ZM209 127V126H208ZM223 127V126H222ZM236 127H238V126H236ZM240 127V126H239ZM259 127V126H258ZM32 128V127H31ZM30 128V129H31ZM34 128H37V127H34ZM81 128H82V133H80L81 132ZM147 128H146V131H151V128L149 127V129L147 130ZM156 128H160V127H156ZM165 127H163V129H164ZM169 128V127H168ZM185 129L187 128V126H185L184 127ZM192 128L190 127V130H192ZM197 128V127H196ZM196 128L194 129L193 128V131L194 130H196ZM209 128H211V125H210V127ZM208 128V129H209ZM225 127H223V129H224ZM230 128H231V126H230ZM231 128V129H232ZM244 128H246V127H244ZM250 127H247V130L246 129H244V130H246V132L247 131H249L248 132V134H250L251 133V129H252V127L250 128V130H248ZM121 129H123V130H121ZM138 129V130H139ZM162 129V128H161ZM163 129H162V131H163ZM175 130H176V128H174ZM179 129V128H178ZM177 129V130H178ZM183 128H181V130H182ZM184 129V130H185ZM204 129H206V128H204ZM207 129V132L208 131H210V129L208 130ZM220 129V128H219ZM223 129H220V130H222V131H224ZM229 129V128H228ZM228 129H226V130H228ZM230 129V130H231ZM236 129V128H235ZM240 129V128H239ZM254 129V128H253ZM261 129H262V127H261ZM21 130V131H20ZM32 130V129H31ZM39 130V129H38ZM86 130V128L84 129V131ZM120 130V131H119ZM126 132H125V131ZM131 130H137V128L135 129V127L133 126V129H131ZM152 130L154 131V135H156V138H157V135L159 136V133H161V131L159 132V130L160 129H158L157 130V132L156 133H158V134H155V130L152 128ZM173 130V129H172ZM175 130H173L174 132L173 133H176V132H178V131H176L175 132ZM198 130H200V128L198 129L197 128V130L196 131H194V133L195 132H197ZM230 130H229V132H230ZM242 131H243V126H242V129H241ZM259 130V129H258ZM258 130H255L256 131V133L258 132ZM263 130V129H262ZM262 130L259 132V134L262 132ZM28 131V130H27ZM124 132L121 136H123V138L122 137H120V133H122V132ZM132 131V132H133ZM166 131V130H165ZM165 131H163V132H165ZM171 131V130H170ZM201 131V130H200ZM199 131V132H200ZM213 131V130H212ZM211 131V132H212ZM217 131V130H216ZM215 131V132H216ZM221 131V132H222ZM234 130H232V132H233ZM236 131L237 132H239V130L238 129H236ZM233 132L234 134V138H235V134L237 133V132ZM242 131H241V133H242ZM254 130H253V132H255ZM87 132H89V131H87ZM91 132V131H90ZM137 132V131H136ZM141 132L142 133H144L143 131H142V129H141ZM168 132V131H167ZM179 132H180V130H179ZM184 132V131H183ZM186 132V131H185ZM199 132H197V133H195L196 135L195 136H197L198 134H199ZM206 132V131H205ZM214 131H213V134L215 133ZM246 132L245 133H243V134H245L246 135ZM263 132H264V130H263ZM17 133V135H19ZM23 133V134H24ZM32 133V132H31ZM34 133V132H33ZM139 133V132H138ZM141 133V134H142ZM149 132H147V136L149 135L150 137L149 138H151V136H153V134L152 135H150V133L148 134ZM194 133H192L193 135H194ZM210 133V132H209ZM217 133H219V132H217ZM256 133H254L255 134V136L256 135H258V134H256ZM28 134V133H27ZM130 134H131V132H130ZM134 134V133H133ZM165 134V133H164ZM168 134V133H167ZM167 134H166V136H167ZM169 134H170V132H169ZM168 134V135H169ZM179 134V133H178ZM178 134H176V135H178ZM185 134V133H184ZM183 134V135H184ZM203 134V133H202ZM221 134V133H220ZM219 134V135H220ZM241 135V137L243 136L244 138H247L248 137V135H246V136H244V135ZM16 135V134H15ZM138 135V136H139ZM143 135V134H142ZM161 136L159 137L160 139L159 140H163V138H162V133L160 134ZM189 133H188V137H189ZM200 135H201V132H200ZM209 134H207L206 136H208ZM216 134H214V135H212L211 133H210V136L212 137V136H215ZM229 135V134H228ZM228 135H225V136H228ZM233 135H230V137L231 136H233ZM252 135V134H251ZM32 136V135H31ZM125 136V137H124ZM134 136V135H133ZM137 136V134H135V136L133 137V140H135L134 138H137L138 137ZM185 136V135H184ZM203 137H204V135H202ZM224 136V137H225ZM28 137V136H27ZM121 138L120 139V141H119V139H117V138ZM171 137H173V135L171 136ZM178 137V136H177ZM179 137H180V135H179ZM186 137H187V135H186ZM191 137V136H190ZM194 137V136H193ZM209 137V136H208ZM218 137V135H216V138ZM220 137V136H219ZM218 137V138H219ZM236 137H239L240 138V136H238V134H237V136ZM242 137V138H243ZM258 137V136H257ZM32 138V137H31ZM113 139L114 138V142H115V145H118V149L116 148V149H114L113 147H110L109 145H107V144H109V142L108 141H111L110 139ZM146 140H145V139ZM153 138V137H152ZM151 138V139H152ZM156 138H155V140H156ZM162 138V139H161ZM169 137L167 136V138H165L166 140L168 139ZM174 138H176V137H173V139ZM183 138V137H182ZM181 138V139H182ZM195 138V137H194ZM210 138V137H209ZM213 138V137H212ZM217 138V139H218ZM226 138V137H225ZM243 138V139H244ZM254 138V137H253ZM258 138H260V137H258ZM258 138H256V139H258ZM115 139H117L118 140V142L119 143H117L116 141H115ZM131 139V138H130ZM141 139V138H140ZM154 139V138H153ZM158 139V138H157ZM164 139V140H165ZM170 139V138H169ZM180 139V138H179ZM184 139H185V137H184ZM184 139H182V140H184ZM193 139V138H192ZM191 138H190V140H188V142L190 141V143H191V140H192ZM197 139V138H196ZM203 139V138H202ZM205 140H206V137L204 138ZM208 139V138H207ZM216 139V140H217ZM231 138H228L227 140H230ZM233 139V138H232ZM255 139V138H254ZM261 139V138H260ZM33 140H34V138H33ZM132 140V141H133ZM155 140H153V143H154V141ZM177 140V139H176ZM176 140L174 139V141H175V144H176ZM198 140V139H197ZM197 140H195V141H197ZM205 140H203V141H205ZM210 140H212L211 138H210ZM216 140H214L215 142H216ZM220 140V139H219ZM234 140V139H233ZM247 140V139H246ZM250 140H252V139H250ZM99 141H100V143H99ZM107 141V142H106ZM113 141H111V142H113ZM137 141V140H136ZM141 141V140H140ZM152 141V140H151ZM150 141V142H151ZM181 141V140H180ZM180 141H178V144H177V146L180 144ZM186 141V140H185ZM194 141V140H193ZM194 141V142H195ZM198 141H200V140H198ZM202 141V144L204 143ZM213 141V140H212ZM210 142V141H208V142H210V143H212L213 144V142ZM226 141V140H225ZM232 141V140H231ZM235 141V140H234ZM238 140L236 139V141L235 142H237ZM243 141V140H242ZM248 141H249V137H248ZM255 141V140H254ZM257 141H259V140H257ZM29 142V141H28ZM103 142V143H102ZM139 142V141H138ZM149 142V141H148ZM160 141H158V142H155L156 144L157 143H159ZM162 142V141H161ZM164 142V141H163ZM173 142V141H172ZM187 142V143H188ZM201 142V141H200ZM200 142H197V143H200ZM205 142H207V140L205 141ZM217 142H218V140H217ZM228 142V141H227ZM239 142V144H241V142L240 141H238ZM244 142V141H243ZM32 143H34V142H32ZM117 143V144H116ZM129 143H130V141H129ZM134 143H137V142H134ZM152 143V142H151ZM151 143H150V145H148L147 147L149 148V146L150 147H154V144H152L151 145ZM165 143V142H164ZM182 143H183V141H182ZM193 143V142H192ZM191 143V144H192ZM220 143V142H219ZM222 143H225L224 142V140L222 139ZM229 143V142H228ZM232 143V142H231ZM247 143H249V142H247ZM246 143V144H247ZM113 144V143H112ZM160 144V143H159ZM168 144V143H167ZM185 144V143H184ZM183 144V145H184ZM195 144L196 143H194V144H192V145H194L195 146ZM201 144V145H202ZM208 143H206V145H207ZM211 144V145H212ZM216 144V143H215ZM221 144V143H220ZM226 144V143H225ZM230 144V143H229ZM235 144V143H234ZM37 145V144H36ZM103 145L105 146V148L103 147ZM106 145L108 146V148H106ZM114 145V144H113ZM133 145V144H132ZM165 145V144H164ZM164 145H162V146H164ZM174 145V144H173ZM172 145V147H174ZM182 145V146H183ZM188 145V144H187ZM198 145V144H197ZM196 145V146H197ZM200 145V144H199ZM210 145V144H209ZM210 145V146H211ZM217 146H218V144H216ZM222 145V144H221ZM238 145V144H237ZM248 145H250V144H248ZM27 146V145H26ZM134 146V145H133ZM161 146V145H160ZM160 146H157V147H160ZM162 146H161V148L160 149H162ZM169 146H170V142H169ZM179 146H181V144L179 145ZM188 146H190V145H188ZM213 146V145H212ZM216 146V147H217ZM229 145H227V147H228ZM232 146V145H231ZM235 146V145H234ZM239 146V145H238ZM243 146H244V143H243ZM247 146V145H246ZM251 146V145H250ZM262 146V145H261ZM62 147V148H63ZM115 147V146H114ZM135 147V146H134ZM146 147V148H147ZM156 147V148H157ZM171 147V146H170ZM169 147V148H170ZM176 147V146H175ZM174 147V148H175ZM185 147V146H184ZM187 147V146H186ZM185 147V148H186ZM191 147V146H190ZM209 147V146H208ZM219 147H220V145H219ZM222 147V146H221ZM224 147V146H223ZM227 147H225L226 149H227ZM242 147V146H241ZM253 146H251V148H252ZM58 148V147H57ZM139 148V147H138ZM165 149H167L168 147H164ZM182 148V147H181ZM188 148V147H187ZM196 148H198V147H196ZM195 147L193 148V150L194 149H196ZM209 148H211V147H209ZM230 148V146L228 147V149ZM236 149H237V147H235ZM234 148V149H235ZM256 148V147H255ZM7 149H4V150H7ZM14 149L16 150V152L17 153H19L22 157L19 159H15L14 158V154L16 153H14L13 151H14ZM28 149H29V147H28ZM31 149V148H30ZM40 149V148H39ZM42 149V150H43ZM127 149V148H126ZM127 149V150H128ZM159 148H157V150H158ZM178 149V148H177ZM201 149V148H200ZM200 149H198V150H194V152H193V154L195 153V152H197L198 151V153L200 154V152L202 151H199ZM208 149V148H207ZM217 149V148H216ZM219 149V148H218ZM221 149V148H220ZM227 149V150H228ZM245 149V148H244ZM250 149V148H249ZM27 149H25V151H26ZM34 150V149H33ZM139 150V149H138ZM152 150H153V148H152ZM152 150H151V153H152ZM155 150V149H154ZM153 150V151H154ZM162 150H164V149H162ZM162 150H159V151H162ZM183 150V149H182ZM189 150V149H188ZM205 150H206V146H205ZM209 150V149H208ZM243 150V149H242ZM241 150V151H242ZM246 150V149H245ZM10 151V152H11ZM140 151V150H139ZM170 151H173L172 149H170ZM179 151V150H178ZM211 151V150H210ZM209 151V152H210ZM212 151H213V147H212ZM231 151V150H230ZM235 151V150H234ZM238 151H240L239 150V147H238ZM237 151V152H238ZM263 151V150H262ZM6 152V151H5ZM37 152V151H36ZM41 152V151H40ZM43 152V151H42ZM51 152V151H50ZM187 152V151H186ZM188 152H190V151H188ZM192 152V151H191ZM226 152V151H225ZM245 152V151H244ZM251 152V151H250ZM259 152V151H258ZM9 153V152H8ZM45 153V152H44ZM54 153V152H53ZM153 153H155V152H153ZM152 153V154H153ZM167 153V152H166ZM212 153V152H211ZM210 153V154H211ZM218 153V152H217ZM217 153H216V155H217ZM219 153H220V151H219ZM224 153V152H223ZM241 153V152H240ZM253 153V152H252ZM255 153V152H254ZM260 153V152H259ZM258 153V154H259ZM263 153V152H262ZM18 154V155H19ZM131 154V155H130ZM156 154V153H155ZM154 154V155H155ZM161 154H162V152H160V155H159V153H158V155L159 156H161ZM163 154H165V153H163ZM163 154H162V156H163ZM170 154L171 153H169V155H167V158H165L166 160H164L163 159V161L162 162H164L165 163V161L167 162V164H166V167H165V169L166 168H168V170H171V171H169L170 172V174L172 173V172H174V169L176 168H174V166H175V164L173 163V161L175 160V159H173V161H172V159H170V157H173V156H170ZM177 155H178V153H176ZM187 154V153H186ZM199 154H197V153H195L194 155H198L199 157H197V156H195V157H197V158H199L200 160L203 158L202 157V155H203V153H202V155L200 156ZM209 154V153H208ZM213 154V153H212ZM228 154V153H227ZM232 154V153H231ZM231 154H229V155H231ZM249 154V153H248ZM257 154V155H258ZM264 154V153H263ZM17 155V154H16ZM15 155V156H16ZM32 155V156H31ZM157 155V154H156ZM156 155H155V157H156ZM157 155V156H158ZM166 155V154H165ZM171 155H173V154H171ZM188 155V154H187ZM186 155V156H187ZM191 155H192V153H191ZM214 155V154H213ZM220 155V154H219ZM224 155V154H223ZM228 155V156H229ZM233 155V154H232ZM230 156V157H232V158H234V156ZM241 155V154H240ZM252 155V154H251ZM250 155V156H251ZM10 156V155H9ZM159 156H158V158H159ZM161 156V157H162ZM168 156H170V157H168ZM182 156V155H181ZM190 156V155H189ZM188 156V157H189ZM204 156V155H203ZM215 156V155H214ZM227 156V155H226ZM225 156V157H226ZM237 156H239V155H237ZM243 156V155H242ZM245 156H248V155H246L245 154ZM245 156H244V159H245ZM263 156V155H262ZM5 157V156H4ZM7 157V156H6ZM18 157V156H17ZM34 157V158H33ZM132 157V158H131ZM164 157V156H163ZM174 157H176V156H174ZM178 157H179V155H178ZM177 157V158H178ZM192 157V158H191ZM190 158L193 160V157L194 156H191ZM201 157V158H200ZM204 157H206V155L204 156ZM208 157V156H207ZM213 157V156H212ZM240 157V156H239ZM254 158L256 157L255 156V154H254V156H253ZM258 157V156H257ZM256 157V158H257ZM260 157V156H259ZM264 157V156H263ZM263 157H262V159H263ZM129 158H131V159H129ZM149 158H151L150 159V161H149ZM157 158V157H156ZM157 158V159H158ZM179 158H181V157H179ZM184 158V160H185V156L183 157ZM182 158V159H183ZM196 158V161L194 160V162H197V159ZM216 158H217V156H216ZM219 158H221V157H219ZM222 158H223V156H222ZM226 158H228V157H226ZM238 158V157H237ZM242 158V157H241ZM248 158H250V157H247L246 159H247V161H250ZM1 159V158H0ZM3 159V158H2ZM148 159V160H147ZM181 159V163H182V161H183V163L185 162L184 160H182ZM188 159V158H187ZM205 159V158H204ZM209 159H212V158H210L209 157ZM209 159H207L208 161H209ZM230 159V158H229ZM259 159V158H258ZM20 160V161H19ZM156 160V159H155ZM190 160V159H189ZM191 160V161H192ZM200 160H198V162L200 161ZM203 160V159H202ZM227 160V159H226ZM231 160V159H230ZM229 160V161H230ZM251 160H253V159H251ZM145 161H148V163H146ZM157 161H159V160H157ZM177 161L178 160H176V162L175 163H177ZM215 161V160H214ZM224 161V160H223ZM222 161V162H223ZM228 161V160H227ZM228 161V162H229ZM263 161H264V159H263ZM153 162V161H152ZM186 162H188V161H186ZM204 162V164H205V160L203 161ZM210 162H212V161H210ZM210 162H209V164H210ZM217 162V161H216ZM232 162V163H231ZM230 162V167H231V164H233L234 162L233 161H231ZM244 162V161H243ZM253 162H255V161H252V163ZM261 162V161H260ZM145 163V164H144ZM179 163V162H178ZM192 163V162H191ZM225 163V162H224ZM237 163V162H236ZM249 163H251V161L249 162ZM249 163H246V165L247 164H249ZM252 163H251V167H252ZM109 164H111V168L109 167H107ZM147 164V166L149 167H146V169L150 172V176L149 175H144V173H143V168H145L144 166ZM150 164H151V162H150ZM153 164V163H152ZM165 164H164V166H165ZM174 164V165H173ZM199 164V163H198ZM197 163H196V165H198ZM203 164V163H202ZM222 165H223V163H221ZM221 164H220V166L218 167V168H220L221 167ZM238 164V163H237ZM240 165H241V163H239ZM256 164V163H255ZM262 164V167L261 168H264L263 167V163H260L259 164V162H257V164H256V167H257V165H261ZM163 165V164H162ZM167 165H168V167H167ZM173 165V166H172ZM179 165V164H178ZM183 165V164H182ZM185 165V164H184ZM191 165V164H190ZM196 165H194L193 164V167L194 166H196ZM215 165V164H214ZM225 165V164H224ZM229 165V164H228ZM246 165L244 164V166L246 167ZM248 165V169L250 170V171H252L253 169H255V167H254V164H253V169L251 170L250 169V166ZM120 166H122V168L120 167ZM154 166H155V164H154ZM204 166V165H203ZM202 166V167H203ZM205 166H207V164L205 165ZM210 166V165H209ZM216 166H217V164H216ZM235 166H238V165H235ZM12 167H13V165H12ZM15 167V168H16ZM153 167V166H152ZM180 167H182L181 165H180ZM185 167V166H184ZM189 167V166H188ZM197 167V166H196ZM198 167H200L199 165H198ZM202 167H200V168H202ZM212 167H213V165H212ZM225 167V166H224ZM234 167V166H233ZM155 168H158V167H155ZM186 168V167H185ZM200 168H199V170H200ZM228 168H229V166H228ZM258 168H260V167H258ZM13 169H14V167H13ZM12 169V170H13ZM26 170V172L24 171V170ZM108 169H110L109 171H108ZM150 169H152V168H150ZM161 169V168H160ZM162 169H163V167H162ZM177 169V168H176ZM175 169V172H177V170ZM183 169V168H182ZM210 169V168H209ZM215 169V168H214ZM234 169H235V167H234ZM147 170H146V172H147ZM153 170V169H152ZM173 170V171H172ZM183 170H185V169H183ZM187 170V169H186ZM193 170V169H192ZM206 170V169H205ZM218 170V169H217ZM220 170H224V168L223 169H220ZM226 170H228V169H226ZM236 170H238L237 168H236ZM243 170H244V168H243ZM249 170L247 171V168H245V171L246 172H248V174H249ZM256 170H258V169H256ZM255 170V171H256ZM261 170V169H260ZM263 170V169H262ZM261 170V171H262ZM19 171V170H18ZM156 171V170H155ZM163 171H164V169H163ZM178 171H180V168H179V166H178ZM194 171H195V169H194ZM193 171V172H194ZM196 171H198V169L196 170ZM204 170H202V172H203ZM209 171V170H208ZM213 171V170H212ZM214 171H216V170H214ZM230 171H231V169H230ZM261 171H258L259 173H262L263 174V171L261 172ZM157 172V171H156ZM174 172V173H175ZM189 172H190V170H189ZM210 173H211V171H209ZM224 172V171H223ZM229 172V171H228ZM257 172V174L259 175V173ZM16 173H17V171H16ZM152 173H154V172H152ZM164 173V172H163ZM166 173V172H165ZM164 173V174H165ZM168 173V172H167ZM174 173H172L173 175H177V174H179L180 175V173H177V174H174ZM204 173H205V171H204ZM218 172L216 171V174H217ZM219 173H220V171H219ZM224 173H227V171L226 172H224ZM230 173V172H229ZM234 173H236V171L234 172ZM7 174V175H6ZM14 174V173H13ZM146 174V173H145ZM169 174V175H170ZM186 174V173H185ZM200 174V173H199ZM203 174V173H202ZM201 174V175H202ZM222 174H219V175H221L222 176ZM228 174V173H227ZM231 174H233L232 172H231ZM242 174H244V173H242ZM241 174V175H242ZM253 174L255 175L256 173L255 172H253ZM17 175V174H16ZM153 175V174H152ZM165 175H167V174H165ZM179 175H177V176H179ZM192 175H193V173H192ZM204 175V174H203ZM208 175H209V173H208ZM213 175H214V173H213ZM253 175V176H254ZM264 175V174H263ZM3 176H7V178L9 179V180H4L5 178L3 177ZM9 176V177H8ZM160 176V175H159ZM170 176H172V175H170ZM177 176H176V178H175V180L177 179ZM190 176V175H189ZM194 176H195V174H194ZM207 175H205V177H206ZM215 176L216 175H214V179H216L215 178ZM234 176V175H233ZM232 176V177H233ZM237 176H239L238 174H237ZM243 176H245V174L243 175ZM250 176H251V172H250ZM256 176V175H255ZM261 176V175H260ZM259 176V177H260ZM16 177H18V176H16ZM155 177H156V175H155ZM162 177H164V176H162ZM166 177V176H165ZM174 177V176H173ZM183 177V176H182ZM185 177V176H184ZM192 177V176H191ZM198 177V176H197ZM200 177V176H199ZM231 177V178H232ZM245 177H247L246 179L248 180V175L247 176H245ZM244 177V178H245ZM256 177H258V176H256ZM6 178V179H7ZM34 178V179H33ZM64 178V179H63ZM66 178V179H65ZM186 178V177H185ZM188 178V177H187ZM186 178V179H187ZM201 178H202V176H201ZM208 178H210V179H212V177H208ZM207 178V179H208ZM219 178V177H218ZM221 178H223V177H221ZM226 178H229V179H226ZM235 178V177H234ZM243 178V177H242ZM255 178V177H254ZM263 178V177H262ZM26 179H24L25 181H27ZM61 179H63V180H67V181H69L70 180V183H68L70 186L72 185V187H71V189H72V191H71V193H69V191H65V190H63V189H56V190H52V187L54 188V186H50L51 185V183H53V184H56L57 183V181L58 180H61ZM166 179V178H165ZM178 179H181L182 180V178H178ZM177 179V180H178ZM184 179V178H183ZM203 179H204V177H203ZM210 179H208V181L210 180ZM213 179V180H214ZM233 179V178H232ZM240 179H241V177H240ZM240 179H239V181H240ZM258 179V178H257ZM256 179V181H258V183H259V180L260 179H258L257 180ZM264 179V178H263ZM263 179H261V181L263 180ZM11 180H14V182L13 181H11ZM23 180V181H24ZM63 180H61L62 182H63ZM163 180H164V178H163ZM189 180V179H188ZM216 180H218L219 181V179H216ZM220 180V181H221ZM234 181L236 180V178L235 179H233ZM250 180V179H249ZM248 180V181H249ZM2 181V182H3ZM132 181V185H129V183ZM193 181H194V179H193ZM244 181V180H243ZM243 181H242V183H243ZM247 181V182H248ZM253 181L254 180H252V178H251V182L253 183ZM256 181H254V184L256 183ZM260 181V182H261ZM13 182V183H12ZM16 182V183H15ZM66 182V181H65ZM129 182V183H128ZM183 182V181H182ZM184 182H185V179H184ZM190 182H192V181H190ZM210 182V181H209ZM208 182V183H209ZM222 182V181H221ZM241 182V181H240ZM250 182V181H249ZM247 183V184H249V185H251L250 183ZM263 182V181H262ZM4 183H6V182H4ZM20 183V184H19ZM30 183H28L31 187H32V185L30 184ZM61 183V182H60ZM64 183V182H63ZM72 183V184H71ZM177 183V184H176ZM179 183V184H178ZM199 185H201V182L199 181ZM205 183H206V181H205ZM205 183H203V184H205ZM216 183V182H215ZM235 183H236V181H235ZM235 183L233 184V186L235 185ZM237 183H239V182H237ZM264 183V182H263ZM262 183V184H263ZM26 184H27V182H26ZM25 184V185H26ZM52 184V185H53ZM58 184V183H57ZM122 184H124L125 186L127 185H129V187L128 188H126L124 185V187H122L121 185ZM131 184V183H130ZM194 185H197L196 183H193ZM210 184H211V186H213L212 185V182H210ZM244 184V183H243ZM246 184V183H245ZM20 187H19V186ZM24 185V184H23ZM29 185H27L28 187H29ZM63 185V184H62ZM206 185V184H205ZM227 184H225V186H226ZM248 185V186H249ZM18 186V187H17ZM35 186V185H34ZM37 186V185H36ZM55 186H57V185H55ZM61 186V185H60ZM66 188H67V186L66 185H64ZM95 186V187H94ZM132 186V187H131ZM204 186V185H203ZM214 186V187H215ZM232 186V185H231ZM236 186V185H235ZM238 186V185H237ZM239 186H240V183H239ZM244 186V185H243ZM260 186H262V187H264L263 185H261V183H259V186L258 187H260ZM31 187H29V189L31 188ZM38 187V186H37ZM36 187V190L39 188H37ZM59 187V186H58ZM198 185H197V189H196V186H194V188H195V190L194 191H197L198 190ZM200 187H202V186H200ZM199 187V188H200ZM207 187V186H206ZM209 187V186H208ZM241 187V186H240ZM246 188H247V186H245ZM251 188L253 187L252 185L250 186ZM262 187H260V188H262ZM39 188V189H40ZM243 188V194H244V196H245V191H244V187H242ZM253 188H257L256 187V185H255V187H253ZM43 189V190H42ZM68 189H69V187H68ZM100 189V188H99ZM214 189V188H213ZM215 189H214V191H215ZM33 190V189H32ZM184 190V191H183ZM221 190V192H219ZM229 190V191H228ZM248 190H250V189H248ZM255 190V189H254ZM35 191V190H34ZM107 191H106V193H107ZM193 191V190H192ZM207 191V190H206ZM209 191V190H208ZM233 191H234V188H233ZM256 191V190H255ZM255 191H252L251 190V192L254 194L255 193ZM262 191V190H261ZM30 192V193H29ZM36 192V191H35ZM38 192H40V190L38 191ZM41 192H40V194H41ZM101 192V189H100V191L98 192V193H100ZM198 192V191H197ZM229 192V193H228ZM231 192V193H230ZM249 192V191H248ZM248 192L246 191V193H247V196L249 195L250 196V194H248ZM256 192H258V191H256ZM260 192V191H259ZM264 192V191H263ZM19 193L20 194V196H21V194L22 193H24V194H26V195H28V196H25V197H27V200H26V198H25V201H24V199H18V198H16V195ZM110 193H112V194H110ZM205 193V192H204ZM208 193V192H207ZM206 193V194H207ZM211 193V192H210ZM251 193V194H252ZM262 193V192H261ZM32 194V195H31ZM89 194H90V192H89ZM89 194H88V196H89ZM108 194V193H107ZM106 194V195H107ZM193 195H194V193H192ZM217 194V195H216ZM252 194V195H253ZM256 194V193H255ZM259 193H257V195H258ZM263 194V193H262ZM32 196L33 198L32 199H29V198H31L30 196ZM42 195V196H43ZM93 196H94V194H92ZM91 195V196H92ZM96 195H97V193H96ZM95 195V196H96ZM196 195V194H195ZM194 195V196H195ZM198 195V194H197ZM196 195V196H197ZM234 195V196H235ZM251 195V196H252ZM256 195V196H257ZM18 197H19V195H17ZM73 196V197H74ZM87 196V197H88ZM94 196V197H95ZM100 196H102V195H100ZM209 196V195H208ZM207 196V197H208ZM250 196V197H251ZM256 196L254 195V197L256 198ZM44 197V200L46 199ZM81 197V196H80ZM190 197H191V199H190ZM200 197H201V195H200ZM202 197H203V195H202ZM21 198V197H20ZM23 198V197H22ZM38 198H41V195L38 197ZM77 198H78V196H77ZM77 198H76V201H77ZM85 198V197H84ZM91 198V197H90ZM121 198V199H120ZM194 198H196V197H194ZM258 199H259V195H258V197H257ZM79 199V198H78ZM97 199H100L99 197L97 198ZM190 199V200H189ZM251 201H252V199H254V198H249ZM249 199H247V200H245V204H246V201L249 203ZM257 199V200H258ZM262 199H264L263 197H262ZM261 199V201L260 202H262L263 201V204H264V200H262ZM9 200V199H8ZM39 200V199H38ZM73 200V199H72ZM82 200V199H81ZM87 200V199H86ZM89 200H91V199H89ZM93 200V199H92ZM96 200V199H95ZM238 200V199H237ZM255 200V199H254ZM22 201H24V202H22ZM80 201V200H79ZM97 201V200H96ZM127 201H128V203H130L131 205V208H132V211H131V216H132V219H130V220H127L126 218H128L127 216H126V214H124V215H122V218L123 219H126L127 221L125 222L123 219H121V215H120V211L119 210H123V208H121L122 206H123V204H125V206H124V208L126 209L127 207ZM200 201H203V202H200ZM231 201H232V204H231ZM250 201V202H251ZM259 201V200H258ZM257 201V202H258ZM44 202H46V201H44ZM57 202V203H56ZM73 202V201H72ZM72 202H70V203H72ZM91 202V203H92ZM103 203V205H102V203ZM197 202H200L201 203V206H200V204L199 203H197ZM257 203V202H255V201H252V203ZM55 203H56V205H55ZM67 203H64V204H67ZM69 203V204H70ZM205 204V205H207V206H204V207H206V209L204 210V212H199L198 211V209L200 208H202V206H203V204ZM247 203V204H248ZM47 204V203H46ZM63 204V205H64ZM68 204V205H69ZM86 204H87V202H86ZM105 204V205H104ZM251 204V203H250ZM262 204V205H263ZM38 205V208L36 207ZM62 205V206H63ZM200 207H199V206ZM237 206L236 207V209L233 207V209H235V211L234 210H232L231 211V209H230V207L231 206ZM252 205V204H251ZM257 205V204H256ZM79 206V205H78ZM129 206V204H128V207H130ZM197 206L199 207L198 209H196L197 208ZM72 207V206H71ZM86 207V206H85ZM168 207H172V209L171 208H169L168 209V211L171 209L172 211H173V209H175L173 212H175L176 210L178 211H176V213L175 214H177L178 213V217H179V219H178V221H182V222H184V224H185V227H184V229L182 228L183 227V225H182V222H180L181 223V226L182 227H180L182 230H173V228H171L172 226H174L175 224H172L173 223V221L171 220H168L167 221V219L166 218H164L163 217V212L165 211L164 209L166 208V211H167V208ZM255 208H256V206H254ZM37 208V209H36ZM40 208V209H39ZM55 208V207H54ZM57 208V207H56ZM69 209H70V207H68ZM119 208V209H118ZM232 208V207H231ZM35 209V210H34ZM39 209V210H38ZM47 209H48V207H47ZM64 209V207L61 209V210H63ZM247 209V208H246ZM250 209V208H249ZM260 209H261V207H260ZM56 210V209H55ZM59 210H60V208H59ZM100 210V209H99ZM99 210H98V212H99ZM131 209H127V210H123V211H130ZM164 210V211H163ZM170 210V212H172ZM248 210V209H247ZM250 210H252V209H250ZM254 210V209H253ZM264 210V209H263ZM263 210L261 211V215H262V217H260L261 215H260V213H259V215L257 216V217H260L261 219L264 217V215H263ZM49 211H51V209L49 208L48 209V212ZM73 211V210H72ZM92 211H93V214H91L90 216H88L90 213H92ZM119 211V212H118ZM123 211H122V213H123ZM167 211V212H168ZM201 211H202V209H201ZM255 211V210H254ZM253 211V212H254ZM45 212V211H44ZM44 212H42L43 214H45ZM48 212H47V214H48ZM63 212H65V211H63ZM67 212V211H66ZM82 212V211H81ZM118 212V213H117ZM170 212H168L169 214H170V217H171V219H173L172 218V215H171V213ZM231 212L233 213V215L231 214ZM259 212V211H258ZM263 212V213H262ZM52 214H53V212H51ZM48 214L49 216H51L52 214ZM68 213V212H67ZM70 213V212H69ZM73 213V212H72ZM126 213V212H125ZM165 213V212H164ZM168 213H167V216H168ZM246 213V212H245ZM251 213V212H250ZM250 213H249V217H252V216H250ZM256 213V212H255ZM34 214V215H35ZM74 214V213H73ZM83 214V215H84ZM120 216H119V215ZM174 214V213H173ZM174 214V216H176ZM254 214V213H253ZM33 215V216H34ZM60 215H62V214H60ZM68 215V214H67ZM82 215V216H83ZM97 217L98 215H100L99 216V218H97V219H95L96 217ZM165 215H166V213H165ZM251 215H252V213H251ZM255 215V214H254ZM37 216V215H36ZM41 216L42 215H40V218H41ZM46 216V215H45ZM52 216H55V214H53ZM65 216V215H64ZM129 216V215H128ZM247 216V215H246ZM44 217V216H43ZM48 216H46V218H47ZM58 216H56V218H57ZM67 217V216H66ZM65 217V218H66ZM71 217V216H70ZM78 217V216H77ZM78 217V218H79ZM95 217V218H94ZM124 217H126V218H124ZM166 217V216H165ZM177 217V218H178ZM256 217V215H255V218H256V220L258 219ZM59 218V217H58ZM63 219H64V217H62ZM74 218V217H73ZM72 218V219H73ZM168 218V217H167ZM176 218V217H175ZM176 218V219H177ZM255 218H253V219H255ZM100 219V220H101ZM120 219V220H119ZM74 220H75V218H74ZM122 220L125 222V225L127 224V222H130V223H128L129 224V227L131 226L132 228H134L133 230L135 231L134 232V234H132L131 233V231H129L130 230V228L129 229H127L125 226H122L123 224H120L119 222L121 221V223H122ZM166 220V221H165ZM175 220V219H174ZM255 220V222H254V220H253V222L254 223H257V221ZM259 220V219H258ZM31 221V220H30ZM29 221V222H30ZM65 221V220H64ZM177 221V220H176ZM175 221V222H176ZM248 221V220H247ZM250 221H252V220H250ZM259 221H261V220H259ZM258 221V222H259ZM33 222V221H32ZM100 221L98 220V223H99ZM165 222H169V223H166L165 225H164V223ZM174 222V223H175ZM249 222V221H248ZM62 224L63 223H67V222H61ZM68 223H69V221H68ZM67 223V224H68ZM84 224V225H82L81 226V228H79L78 227V230L76 229L77 228V226H80L81 224ZM119 223V224H118ZM172 224V226H169V225H171ZM177 223V226L176 227H174V229H178V226H179V224L180 223H178V222H176ZM262 223H263V221H262ZM261 223V224H262ZM33 224V223H32ZM61 224V225H62ZM70 224V223H69ZM92 224H94V222L92 223ZM113 224H115L116 226V228L117 227H125V228H122V230L121 231H123L124 229H127V230H124L123 232H125V231H129L131 234H127L126 236H125V234H126V232L124 233V236H125V238L127 239V241H126V239H123V240H125L126 242L124 243L123 242V240L122 241H120L119 240V238H121V237H119V236H121V235H119L118 234V232L117 231H119V230H117L116 232H112V230H110L109 231V228H110V226H112ZM117 224H118V226H117ZM131 224V225H130ZM167 224H168V226H167ZM253 224V223H252ZM261 224H259L258 226H260V229H264V228H261ZM264 224V223H263ZM60 225V224H59ZM34 226V225H33ZM35 226H36V224H35ZM72 226V225H71ZM97 226H98V224H97ZM126 226H128V225H126ZM189 226V227H188ZM255 226V225H254ZM256 226H257V224H256ZM262 226H264V225H262ZM73 227V226H72ZM170 229H168V228ZM56 228V227H55ZM114 228V226H112L111 227V229H113ZM115 228V229H116ZM131 228V229H132ZM254 227H252V229H253ZM257 228V227H256ZM63 229V228H62ZM62 229L60 230V231H62ZM80 229H83L82 231L80 230ZM64 230V229H63ZM250 230H251V228H250ZM259 229H257V231H258ZM59 231V230H58ZM72 233H71V232ZM97 231V232H96ZM114 231V230H113ZM142 231H144V232H142ZM249 231V230H248ZM252 231V230H251ZM260 231V230H259ZM258 231V232H259ZM262 231V230H261ZM68 233L69 234V236H71V235H73L74 233H75V235H81L80 234V232H82V235L81 236H83V234L85 235V236H83V237H85V240H86V243H82V244H86V246H84L83 245V247H82V245H77V244H79L78 242L80 241H78V239L79 238H81V237H79L78 235V239H76L78 242H76V245H74V246H81L80 247V249H83L84 247H85V249H83V252H82V255L81 254H79L78 252H81V251H79L80 249H78L77 251V253H75V254H73L72 252H74L75 251V249L74 248H72L73 250L71 251V253H70V251H69V249L71 250V248L69 247V245L70 244H72L71 242H68L67 241V239L64 237V236H66L65 235V233ZM109 232L110 233H112L113 235H111V236H113V237H116V236H118L117 238L118 239H116V238H111V236L110 235H108L109 234ZM123 232H121L122 233V236H123ZM128 232V233H129ZM253 232V231H252ZM254 232H255V230H254ZM114 233H116V234H118V235H116V234H114ZM141 233V234H140ZM249 233V232H248ZM257 233V232H256ZM261 233H263V232H259V233H257V237H258V235L260 234L261 235ZM58 234V233H57ZM67 234V235H68ZM250 234V235H251ZM74 235V236H75ZM116 235V236H115ZM249 235V236H250ZM110 236V237H109ZM57 237V236H56ZM67 237V236H66ZM73 237V236H72ZM82 237V238H83ZM110 239H112V240H110L109 241V238ZM264 237V236H263ZM75 238H76V236H75ZM73 239V238H72ZM88 239V240H87ZM260 239V238H259ZM75 240V239H74ZM73 240V241H74ZM117 240H118V242L120 241V242H123V243H117ZM257 240V239H256ZM264 240V239H263ZM262 240V241H263ZM83 241V240H82ZM88 241V243H91V242H89ZM99 241L101 242L100 244H99ZM113 241V242H112ZM104 242H105V240H104ZM134 244H133V243ZM136 242L138 243V245L136 244ZM259 242H261V241H259ZM259 242H256V243H259ZM74 243V242H73ZM108 243H104L105 244V246H104V244L102 245L103 247H101L102 249H105L104 247H107L106 245H108ZM253 243H255V242H253ZM252 243V244H253ZM255 243V244H256ZM264 243V242H263ZM93 245L95 244V245H97L96 244V242L95 243H92ZM112 244V245H111ZM127 244V243H126ZM222 244V245H223ZM255 244H253V245H255ZM261 243H259V245H260ZM73 245V244H72ZM71 245V246H72ZM93 245H91L90 247H91V249L93 248L92 246ZM136 245L137 246V248L135 247L134 249L132 248V247H134V246ZM232 245H234L235 247V250L233 249V247H232V251H231V246ZM251 245V244H250ZM109 246V245H108ZM255 246H257V248H260L258 245H255ZM254 246V247H255ZM262 246V245H261ZM73 247V246H72ZM109 247V248H110ZM129 247V246H128ZM221 247V246H220ZM223 247V248H224ZM253 247V246H252ZM252 247H248L247 248V250L249 251V248H251V251H253L252 250ZM254 247H253V249H254ZM77 248V247H76ZM95 248V247H94ZM93 248V249H94ZM100 248V247H99ZM99 248H97V251L99 252L100 250H99ZM117 248V249H116ZM223 248H222V250H223ZM256 248V247H255ZM256 248V250H259V249H257ZM262 248V247H261ZM260 248V249H261ZM107 249V248H106ZM106 249H105V251H106ZM138 249V250H137ZM140 249V250H139ZM96 249H94V252L95 253H97V251H95ZM110 250V249H109ZM109 250H107V251H109ZM126 250V251H127ZM219 250H221V248L219 249ZM255 250V249H254ZM91 251H93V250H91ZM104 251V252H105ZM107 251L104 253V255H105V257H106V255L108 256L109 255V253H110V251H109V253L107 254ZM111 251V252H112ZM114 251H113V253L112 254H114ZM125 251V252H126ZM129 251H127V252H129ZM224 251V250H223ZM260 251H262V249L260 250ZM65 252H67V253H69V254H66ZM76 252V251H75ZM93 252V253H94ZM232 252V253H231ZM103 253H102V251L100 252V253H98V254H101L102 256H103ZM218 253V252H217ZM223 253V254H224ZM248 253V252H247ZM250 253V252H249ZM66 254V255H65ZM84 254V255H83ZM85 254H87V255H85ZM111 254V253H110ZM111 254V255H112ZM256 254H257V252H256ZM261 254V253H260ZM264 254V253H263ZM101 255H99L98 256V258L101 256ZM101 256V257H102ZM250 256V255H249ZM253 256V255H252ZM251 256V257H252ZM264 256V255H263ZM263 256H260V257H263ZM109 257H111V256H108L107 258H105V261H107V262H101L102 264H123V263H125L126 264V262H124V261H126V260H124V259H120V261L118 262L117 261V259L115 260V257L114 256H112V258H114V260L116 261V262H114V261H111V262H109L112 258H110L109 259ZM230 257H228V258H230ZM250 257V258H251ZM254 257V256H253ZM252 257V258H253ZM259 256H258V259L260 258ZM103 259H104V257H102ZM247 258H248V255H247ZM232 259V258H231ZM235 259V258H234ZM233 259V260H234ZM256 259V258H255ZM254 259V260H255ZM96 260V261H95ZM99 260H102V259H100L99 258ZM98 260V261H99ZM113 260V259H112ZM122 260H124L123 262H121ZM220 260V259H219ZM253 260V261H254ZM261 260V261H260ZM262 260L263 259H259V261L261 262V264H262ZM103 261V260H102ZM128 261H127V263H128ZM249 261H250V259H249ZM252 261V262H253ZM260 262H259V264H260ZM264 263V262H263ZM258 264V263H257Z\"/></svg>",
    "mask_w": 264,
    "mask_h": 264
},
{
    "label": "rangeland",
    "instance_id": "374dc122",
    "mask_svg": "<svg viewBox=\"0 0 264 264\" xmlns=\"http://www.w3.org/2000/svg\"><path fill=\"white\" fill-rule=\"evenodd\" d=\"M28 1V0H27ZM31 1V2H30ZM45 0H29L28 1V3L31 5V6H28L27 7V9L26 10H29V12L28 11H26V13L28 14L29 13V15H27L26 13H25V10L24 9H22V11H20V10H14L13 11V9L10 7V5H4L3 3V0H1L0 1V5H1V7H0V52H2L1 54H3V55H1L0 54V62L2 61L3 63H5V54H6V52H8V51H6V48L8 47V48H10L9 47V45L10 46H13L14 44H16L18 41V43H20V42H25V40L24 41H20V40H22V39H24V38H26V35L27 36H30V35H32V34H26V35H24V36H22L21 34L22 33H20V37L22 38H18V33H16V30H14V29H16V26H18L19 24L20 25H23L24 23L23 22H27L26 23V25H24V26H32V27H30V28H32L33 29V27H34V29L35 30H39V28H40V30L42 29V27H41V24H42V26H43V23H44V25L45 26H43V28L45 29V30H41L42 32L43 31H45L46 32V30L48 31V33L46 32H43V34H44V36L46 35H48L47 37H48V39H47V37L45 36V38H44V40H45V42L46 41H51L50 43L52 44V41L55 39V34H54V32L56 33V31H52V32H49L50 30V28H54V26H55V23H56V25H59V26H62V25H60V23H62V22H65V23H67L68 25H70V26H72V27H76V25L78 26V27H76V28H80L81 30L83 29V31L85 30V29H87L88 28V30H86V31H91V29H93V31H95L96 29L98 30V32H97V30L95 31L96 33H98L97 35H98V37H96L97 39H99V40H97L96 39V41L94 42V44L92 45V46H90L91 47V49L92 48H94V49H86V52H85V54H83L84 52L82 51V53L80 52V50H78L77 51V53H79L78 54V56H77V53H75V52H73L74 54H72V52H69V56L68 57H70V55H71V57L73 58V57H75V58H78L80 61H81V63H82V66H83V68L84 69H86L87 71H89V69H90V71H92L93 69V71L95 72L96 71V68L97 67H99L98 68V70L100 69V67L103 69V70H105V72L106 73H102L101 74V76H100V74H99V79L101 80V79H103V80H105L106 82H104L103 80H99L103 85H105L106 87H107V85H108V87H107V91L109 90V93L112 95L111 97H113V96H115L114 97V99H115V101L117 100V97H118V100L119 99H121V101L119 100V103L116 101V103H118V107L117 108H119V112L117 111L118 109H116V116H112L113 117V120L114 121H116V122H118V119H121V118H119L120 116H121V114H123L122 115V118H123V116H124V119L121 121L122 123H120V122H118L116 125H118V127L119 128H123L124 126H123V124H124V122H125V124H130L131 126H132V124L134 123L133 121H136L135 122V124H133V126L135 127V129L137 128V130H131V129H133V126L132 127H130V130H129V132H126L125 130V132H126V134L124 133V132H122V133H120V137H122L123 138V136H121L123 133H124V135L126 136V135H128V139L129 140H125L126 139V137H125V139L123 140L124 142H121L122 141V139L119 137V138H117V139H119V141H120V139H121V141H120V144H119V149H121L122 148V146H123V144L124 145H126L127 143V147H125V146H123V148H124V151L125 152H129L130 150L132 151V149H133V151L134 150H136V151H134V152H143L145 149H149L150 150V152H148L149 153V157H151L152 158V156H154L153 157V159L154 160H152L151 158H149V161H150V159H151V164H150V162H149V164H148V166L150 167V168H152V169H150L148 166H147V164L144 166L145 168H143V173H144V175H149L150 174V172L152 171V172H154V173H152L151 172V177L152 178H155L156 180H154V181H158V182H161V183H165V182H169V181H165V180H171L172 178V182H173V180H174V182H178V181H180V185L181 184H183V187H184V185L186 184V182L188 181L189 183H187L188 184V186H190V188H191V186H193L192 188H191V191H190V189H187L188 188V186H186V188L184 189V190H186L185 191V194H187V193H189L188 192V190L190 191V193L192 192V193H194V195L196 194H198L197 196L195 195H193L192 193L190 194V195H192L191 197H192V200H190L191 199V197H190V201H194L195 199L197 200V199H199V200H203L204 201V203L206 204V201H208L209 200V198L211 197V195H212V192L214 193H217L218 192V190L217 189H215V188H218V189H222L223 187L226 189V187L229 185V181L231 182V180H232V182L231 183H235V181H236V183H235V185L233 186V184H230V190H231V195L232 194H234L235 195V192H237L238 190H241V192H239V194H241V196L243 195V197H245V198H247V199H249V198H254V199H252V201H255V202H257L258 200V202L257 203H252V201L249 199V203L247 202L248 200L247 199H245V200H247L246 201V204H245V200H244V198L242 197L241 198V196H240V200H239V196H237L238 195V193H236V195L234 196L233 195V201H234V199L236 200V202H237V206L239 205L238 203H241L243 200V207H244V214H245V218H248L247 220L249 221H247L246 220V223H248L247 225H248V229H247V239H248V237H251L252 236V234L251 233H254L253 235H255L256 234V237H254V236H252L251 238H249L248 240H247V246H246V254H245V260L246 259H248V260H246V262L244 261V263L245 264H259V262L261 261H259V259H263L262 260V264H264L263 262H264V229H260V226H258L259 224H261L262 223V221H263V223H264V217L261 219L260 217H262V215H261V211L264 209V204H263V201L262 202H260L261 201V199H262V197L264 198V187H262V186H260V187H262V188H260V187H258L259 186V183H261V185H263L264 186V168H261L262 167V164L261 165H257V167H256V164H257V162H259V164L260 163H263V167H264V161H263V159H264V132H263V130H264V0H134V1H132L133 3L134 2H138V5H137V3H136V5H137V7L136 8H133V6H131V4L132 5H134L133 3H131V0H127V1H129L130 3V6L127 4L128 2H126V3H124L126 0H117V1H115V0H98V1H93V0H90V2H93L92 4L91 3H87L89 0H76V2L77 1H81L80 3H82L81 5H80V3L79 2H75L74 0V3L72 4V2L73 1H71V0H63V3L62 2H57L58 0H47V1H45ZM53 3L54 2V5L51 3V2ZM67 1V2H66ZM69 1L71 2L70 4H69ZM121 3H120V2ZM1 2H3V3H1ZM34 2V3H33ZM49 2V3H48ZM84 2V3H83ZM95 2V3H94ZM101 2H105L104 4L102 3V5H101ZM119 2V3H118ZM40 3V4H39ZM56 3V4H55ZM59 3V4H58ZM62 3V4H61ZM65 3L66 4H69V5H67V7H64V6H66L65 5ZM75 3L77 4L75 7H77L78 6V4H79V6H78V8L81 6V8H79V9H82V10H80V11H78L79 12V14L81 15V17H79V15H78V13H76L77 14V17H79V18H77L76 16V18L74 17V15H76V14H74L75 13V11H76V9L78 10V8H74V12L72 11V7L75 5ZM98 3H99V7L97 8V6H96V4L98 5ZM116 5H118V6H122V4H123V6L121 7H118L117 5L115 6L114 4ZM49 4V5H48ZM57 4H58V6H57ZM72 4V5H71ZM106 4V5H105ZM125 4H127V6L125 5ZM2 5H4V6H2ZM44 5V7H42ZM71 5V6H70ZM85 7H84V6ZM92 5V6H91ZM135 5V6H136ZM140 5V6H139ZM144 5H146L145 7H143ZM7 6V7H6ZM49 6V7H48ZM104 6V7H103ZM113 7V8H110V7ZM124 6H126V7H129L130 9L131 8H133V9H138V15H139V13H140V15L138 16V18L136 19L135 17H137V16H134V15H136L137 13L135 12V10L134 11H132L133 9H131V11L133 12V14H132V18L129 16V17H127L128 15H131L130 14V12H128V8H124ZM134 6V7H135ZM142 6V8H140ZM6 7V8H5ZM47 8V10H46V8ZM63 7H64V9H65V11H64V9H63ZM93 8V12L92 11H90L92 8ZM118 7V8H117ZM139 7V8H138ZM153 9H152V8ZM3 8V9H2ZM36 8L38 9V10H36ZM40 8V9H39ZM50 8V9H49ZM56 8H59L60 9V11H58V9H56ZM68 8H70V9H68ZM86 8H88V9H86ZM98 10H100V11H98ZM101 8V9H100ZM106 8V9H105ZM121 10H120V9ZM125 10H123V9ZM151 8V9H150ZM160 8V9H159ZM35 9V10H34ZM44 9V10H43ZM62 9H63V11L65 12H62ZM66 9H68L67 10V12H66ZM110 9V10H109ZM116 9H117V11H116ZM141 9V10H140ZM144 9V10H143ZM147 9V11H145ZM155 9V10H154ZM2 10H4V11H2ZM9 10H12L13 12H15L16 14H14L12 11H9ZM41 10V11H40ZM43 10V11H42ZM54 10V11H53ZM84 10V11H83ZM85 10H86V12H87V15H86V12H85ZM123 10V11H122ZM148 10H151L152 11V13H153V15H151L152 13H151V11H149L148 12ZM154 10V11H153ZM160 10H161V14H157V13H160ZM9 11V12H8ZM34 11V12H33ZM70 11H72L73 12V16L71 15V13L72 12H70ZM90 11V12H89ZM98 11V12H97ZM111 13H110V12ZM137 11V10H136ZM143 11H144V13H143ZM157 11V12H156ZM5 12H6V15H5ZM8 12V13H7ZM10 12H12V14L13 15H15V16H13L12 17V14L10 13ZM23 14H22V13ZM43 12V13H42ZM50 12V13H49ZM77 12V11H76ZM84 12V13H83ZM100 12V13H99ZM104 12H106V13H104ZM120 12H121V14H120ZM123 12H125V13H123ZM145 12H147V14L145 13ZM2 13H4V14H2ZM34 13H35V15H34ZM47 13H49V14H47ZM71 15V17H73L72 19H74L76 22H74L73 24H71L72 23V19L69 17L70 15ZM95 13H97V14H95ZM98 13H99V15H98ZM102 13V14H101ZM104 13V14H103ZM109 13H110V15H109ZM124 15H123V14ZM11 14V15H10ZM23 16H25V17H22V18H24V19H22L21 18V16L22 15ZM51 14H53V15H51ZM61 14V15H60ZM82 14H84L83 16H82ZM113 14V15H112ZM117 14V15H116ZM121 15V18L119 17V15ZM125 14H127L126 16H125ZM144 14V15H143ZM146 14V15H145ZM156 14H157V16H156ZM17 15H20V17L18 16L17 17ZM27 15V16H26ZM31 15V16H30ZM42 15V16H41ZM61 16V17H58L57 18V16ZM87 16V19H86V17L84 18V16ZM101 15H103V16H101ZM107 15V16H106ZM151 15V16H150ZM156 17H155V16ZM159 15V16H158ZM164 16L163 18H164V20H163V18H162V16ZM34 16H36V17H34ZM42 18H41V17ZM46 18H45V17ZM55 16V17H54ZM64 16V17H63ZM68 16V17H67ZM89 16V17H88ZM100 16V17H99ZM127 17V19L125 18V17ZM143 17V16H145V17H143V19H141V17ZM17 19H16V18ZM27 17V18H26ZM70 18L71 19V22L70 21H68V19L67 18ZM92 17H94V18H92ZM108 17V18H107ZM116 18V20L114 19V18ZM152 17H153V19H152ZM158 17V18H157ZM159 17H161V18H159ZM19 18V19H18ZM26 18V19H25ZM30 18H31V21H30ZM32 18H33V20H32ZM35 18V19H34ZM40 18V19H39ZM56 20H55V19ZM64 18V19H63ZM85 19L86 20V22L84 21H82L83 19ZM99 20H98V19ZM104 18H106V19H104ZM120 19V21H117V19ZM130 18V19H129ZM135 18V19H134ZM141 20H140V19ZM146 18V19H145ZM155 18H156V20H155ZM247 18V19H246ZM8 19H10V20H8ZM53 19V20H52ZM80 20V21H82V22H80V24H78V21L77 20ZM90 21H89V20ZM94 19H96L95 21L96 22H94ZM101 19H103L102 21H101ZM123 19H126L125 20V22H124V20ZM134 19V20H133ZM144 19H145V21H144ZM163 20L164 21V23H167V24H163L162 22L163 21H161V20ZM8 20V21H7ZM13 20H14V22H13ZM19 20V21H18ZM20 20H22V21H20ZM24 20V21H23ZM26 20V21H25ZM46 20V21H45ZM58 20H60V21H58ZM67 20V21H66ZM73 20V21H74ZM93 20V22L95 23H90L89 24V22H91ZM112 20L113 21H115V23L114 22H112ZM122 20V21H121ZM130 20H131V23H130ZM133 20V21H132ZM136 20H138V21H136ZM144 21V22H141V21ZM152 20V21H151ZM159 20V21H158ZM245 20H246V22H245ZM248 20V21H247ZM35 21H38V22H35ZM45 21V22H44ZM87 21H89V22H87ZM117 21V22H116ZM126 21L128 22V23H126ZM154 21V22H153ZM155 21H157L156 23H158V24H156L155 23ZM10 22V23H9ZM11 22H13V26H12V23ZM16 22H18V25H16L15 26V24H17ZM36 24H35V23ZM41 22V23H40ZM105 22V23H104ZM112 22V23H111ZM119 22V23H118ZM134 22V23H133ZM139 22V23H138ZM160 22H161V24H163L162 26L164 27V25H165V27H167V29L164 27V29H163V27H161V24H160ZM22 23V24H21ZM31 23V24H30ZM38 23V24H37ZM47 23H48V25H47ZM54 23V24H53ZM70 23V24H69ZM75 23H77L76 25H75ZM85 23V27H87V26H91L92 24H94V25H92L94 28L96 27V25H97V28L96 29H94V28H92V26H91V29H90V27H87V28H85V27H83V24ZM110 23V24H109ZM124 25V23H126L124 26H122V24ZM143 23H145V26L143 25ZM156 25V26H158V27H156V26H154V24ZM10 26H9V25ZM29 24V25H28ZM32 24H34V25H32ZM88 24V25H87ZM103 24H105V25H103ZM114 24V25H113ZM137 24V26H135ZM139 24V25H138ZM143 26H142V25ZM73 25H75V26H73ZM80 25L83 27H80ZM87 25V26H86ZM110 25H112L111 27H110ZM118 25H120V26H118ZM129 27H127V26ZM129 25H131V26H129ZM168 25V26H167ZM12 26V27H11ZM103 26V27H102ZM111 28H109V27ZM113 26H114V28H113ZM141 27V29L144 27V29H142V30H145L146 31V29H145V27L147 28V30H149V31H147L146 33H144L143 31V33L144 34H146L147 36L149 35V36H151V37H154V39L156 38V37H158V34H159V37H161V38H156V40H154L153 38H149V40H150V43H149V40H148V38H147V40H146V38L144 39V35L141 33V30L139 31V29H140V27ZM4 27V28H3ZM5 27H6V29H5ZM48 29H47V28ZM105 27V28H104ZM120 27V28H119ZM132 27H136L135 29L133 28L132 29ZM154 27H156V28H154ZM102 28V29H101ZM104 28V29H103ZM117 30H116V29ZM131 28V29H130ZM162 28V29H161ZM12 29V30H11ZM99 29H100V32H99ZM107 29H108V31H107ZM115 29V30H114ZM122 31H121V30ZM123 29H125L126 31H127V33H126V31L124 30L123 31ZM166 29V30H165ZM14 30V31H13ZM38 31V32H41V31ZM107 31V32H105V31ZM129 30H131V31H129ZM132 30H134V32L132 31ZM154 30H156L155 32H153ZM162 30V31H161ZM166 31L165 32V34L167 33V32H169V33H167V39H165L166 38V35L164 36L165 38H163V36L162 35H164V31ZM224 30V31H223ZM12 31V33H10ZM37 31H35L34 33H36L35 34V37L37 36ZM110 31H112V32H110ZM115 33H114V32ZM117 31H118V33L119 34H116L117 33ZM158 31V32H157ZM3 32V33H2ZM16 33L17 34V36H16V34L14 35V33ZM130 32V33H129ZM134 34H133V33ZM137 32V33H136ZM138 32H139V35H138ZM153 32V36H152V33ZM50 33H52V34H54V35H52V34H50ZM106 33V34H105ZM108 33V34H107ZM124 33H126V34H128V36L126 35V34H124ZM132 33V35L131 36H133V35H135V39L132 37H130V34ZM156 33H158L157 34V36H156ZM160 33H162V34H160ZM12 34V35H11ZM111 36H110V35ZM124 34V35H123ZM151 34V35H150ZM13 35H14V37H13ZM53 36V38H52V36ZM103 35V36H102ZM123 35V36H122ZM126 35V36H125ZM140 35H142L141 37H143L142 39L144 40V44H143V40H142V43L139 41V39L141 38V37H139ZM223 35V36H222ZM42 36V35H41ZM51 36V38H49ZM148 36V37H149ZM16 37V38H15ZM35 37H33L32 36V38L34 39V40H36V41H34V40H30V39H32V38H30V37H28V38H26V42L25 43H27V40L29 41L28 42V44L29 43H33L34 42V44H36V43H38V41L40 40V42H41V39H39L40 37H36V38H38V41H37V39L35 38ZM109 37H111V38H109ZM122 37V38H121ZM124 37V38H123ZM129 37V38H128ZM137 37V38H136ZM139 37V38H138ZM43 38V37H42ZM101 38V39H100ZM103 38H104V41H102L103 40ZM163 38V39H162ZM168 38H169V41H168ZM225 38V39H224ZM16 39H18V40H16ZM20 39V40H19ZM106 39V40H105ZM121 39H123V40H121ZM133 41H132V40ZM137 39V40H136ZM158 39V40H157ZM43 39H42V41H44ZM108 40V41H107ZM126 40V41H125ZM128 40V41H127ZM152 40H153V42H152ZM224 40V41H223ZM48 41V42H49ZM102 43H101V42ZM106 41V42H105ZM113 41V42H112ZM130 41V42H129ZM138 41L140 42V43H138ZM16 42V43H15ZM36 42V43H35ZM39 42V43H40ZM45 42H43V43H45ZM112 42V43H111ZM121 42V43H120ZM145 42H146V44H150V45H147V48H148V46H149V51H148V49L147 50H145L144 48L146 47L145 46ZM164 42H166V44H164ZM17 43V45H16V47L17 46H20L19 44ZM43 43H40V44H43ZM97 43V44H96ZM99 43V44H98ZM104 43V44H103ZM123 43V44H122ZM131 43V44H130ZM136 43H137V45L138 44H143L144 46H137L136 45ZM13 44V45H12ZM21 44V43H20ZM121 44V45H120ZM127 44V45H126ZM129 44V45H128ZM67 46H68V44H66ZM108 45V46H107ZM110 45V46H109ZM116 45H117V47H116ZM119 45V46H118ZM124 45H125V47L127 48V49H125V47H124ZM164 45V46H163ZM70 46V45H69ZM68 46V48H70ZM97 46V47H96ZM105 46V47H104ZM129 46V47H128ZM163 46V47H162ZM166 46V47H165ZM167 46H169V47H167ZM14 47H15V45H14ZM75 48H77L78 49V47H76V46H74ZM90 47H88V48H90ZM110 49H109V48ZM130 47H132V48H130ZM135 47H138V49H139V51H137V49L135 48ZM142 47V48H141ZM7 48V50H9ZM12 48V47H11ZM58 48H60L61 49V47L59 46ZM130 50H129V49ZM161 48H162V51H161ZM165 48H166V50H165ZM59 49V50H60ZM67 49V48H66ZM65 49V50H66ZM97 49V50H96ZM99 49H101V50H99ZM106 49H107V51H106ZM112 49V50H111ZM114 49V50H113ZM116 49V50H115ZM122 49V50H121ZM134 49H136V50H134ZM141 49V50H140ZM145 51H144V50ZM154 49V50H153ZM171 51H170V50ZM2 50V51H1ZM87 50H89V51H87ZM109 50H111V51H109ZM118 50H121L120 51V55L119 54H117L119 51ZM129 51V52H127V51ZM143 50V51H142ZM150 50H152L151 51V53H150ZM156 50V51H155ZM73 51V50H72ZM75 51V50H74ZM90 51H92L93 53L91 54L90 53ZM122 51H123V55H125V54H127L128 53V57L127 56H122ZM125 51V52H124ZM131 51H133V52H131ZM134 51H136V52H134ZM141 51V52H140ZM146 51H148V53H150V54H148V53H146ZM114 52H116L115 54H114ZM145 52V53H144ZM153 52V53H152ZM162 52V53H161ZM165 52V53H164ZM167 52V53H166ZM86 53H89V55H91L92 57H88V59L87 58H85V56H87L86 55ZM97 53L99 54V55H97ZM105 53V55L103 56V54ZM106 53H107V55H106ZM125 53V54H124ZM132 53H134V54H132ZM140 53H142V55L140 54ZM146 55H144V54ZM164 53V54H163ZM60 54H64V52L62 53H60ZM80 54H83V56L82 55H80ZM112 54V55H111ZM113 54H114V56H113ZM118 56H120V58L121 59H117V55ZM138 54H139V56H138ZM72 55H74V56H72ZM96 55L99 57V59L96 57ZM101 55V56H100ZM109 55V56H108ZM130 55V56H129ZM131 55H133V56H131ZM137 55V56H136ZM153 56V58L155 59H152V58H150V56ZM162 55V56H161ZM164 55H165V58H164ZM171 57H170V56ZM1 56L3 57V59L1 58ZM82 57L83 58V60L80 58V57ZM95 56V57H94ZM107 58H106V57ZM117 56V57H116ZM142 56L145 58L144 60H142ZM151 56V57H152ZM162 58H161V57ZM167 56H169V57H167ZM94 57V58H93ZM110 57V58H109ZM113 57H115V58H113ZM126 57L128 58V59H126ZM130 57H131V59H130ZM137 57H139V58H137ZM149 57V58H148ZM71 58V61H73L74 60V58L72 59ZM85 58V59H84ZM90 58H92L93 59V61H91L90 60V62L89 61H86V59L87 60H89ZM124 58H125V60H127V62L131 65H129L126 61H124ZM158 58V59H157ZM100 60V61H95V60ZM115 59V60H114ZM123 59V60H122ZM149 59L150 60H152L151 62L149 61ZM169 61H168V60ZM107 60V61H106ZM114 60V61H113ZM117 60V61H116ZM118 60H120V62H118ZM130 60V61H129ZM132 60V61H131ZM139 60H141V61H143V62H141V61H139ZM161 62H160V61ZM97 62V63H95V62ZM105 61H106V64H105ZM111 61H113V62H111ZM138 61H139V63H141L140 65H139V63H138ZM155 62V63H152V62ZM167 61H168V64H167ZM2 62L0 63V98H2L1 100H0V102H2V106H3V108H4V110H5V112H6V116L4 117V118H2L1 120H0V122L1 121H3L1 124H0V164L1 163H3L4 164V162L3 161H9L8 159H11V161L13 160V158H11V157H13V154H12V151H11V149L9 150V148L7 149V148H3L5 145V142L7 141L6 139H7V137H16V140L18 139V142H19V140L21 139V145H22V148L24 149L22 152H23V154L24 155H26V153H28V152H32V153H30V154H32L34 157H36L35 159H37L38 157H41V155H43V154H45L46 156H48V151H49V155H50V157L53 155V158H54V156H55V158L57 157V153L60 151V150H64V147L63 146H57L56 145V147H55V149L58 151H56L55 149H54V147H53V149L52 148H50L49 150L47 149V150H45V149H43L42 147H41V144H39V138L38 137H36V136H34V134H36L37 132H39L40 131V126H38V124H37V122H35V121H33V118L34 117H32L31 119H30V117H23L22 116V118L24 119H22L21 121H20V117H21V114H23V110L22 109H24V107L25 108H28V106L30 105V107L28 108V109H30V108H32L33 110H36V107H37V105H36V107H35V109L33 108V106H35L34 104H35V101L32 99V98H30V100H31V104L30 103H24L23 101H24V99L26 100L27 98H24V99H22L23 97H25L24 96V94H23V92H22V89H21V85L22 84H19V83H21V77L20 76H22L20 73H19V75H18V73L16 72L15 73V71L16 70H18L20 67L17 65V64H14V63H11V65L13 64V65H16L17 67H15V66H11V67H14V68H16V70L14 71V72H12L13 70L12 69H14V68H9V66H6L5 64H3L2 65ZM65 62H67V61H65ZM104 62V63H103ZM122 62V63H121ZM136 62H137V64H136ZM146 62H150V63H152V65H154V67H149V65L150 66H152L150 63L149 64H147ZM158 62V63H157ZM68 63H70V62H68ZM90 63V64H89ZM92 63V64H91ZM94 63V64H93ZM120 63V64H119ZM124 63H125V65H124ZM127 63V64H126ZM166 63V64H165ZM65 63H62V66H65L64 65ZM100 64H102L101 66H100ZM109 64H111L110 65V67H109ZM117 64V65H116ZM159 64V65H158ZM162 64H163V67H162ZM94 65V66H93ZM95 65H97V67H95ZM115 65V66H114ZM127 65H129L128 67H130V68H128V67H125V66H127ZM137 65V66H136ZM141 65H146V67L144 66V67H140ZM155 65H156V67H155ZM167 67H166V66ZM6 66V67H5ZM70 66H71V64H70ZM87 66V67H86ZM107 66V67H106ZM160 66V69L158 68ZM19 67V68H18ZM95 67V68H94ZM104 67H105V69H104ZM115 69H114V68ZM120 67V68H119ZM123 67V68H122ZM135 67H136V69H139V70H135ZM18 68V69H17ZM119 68V69H118ZM147 68V69H146ZM150 68V69H149ZM151 68H153L154 70H155V72H154V70H152ZM162 68V69H161ZM128 71H127V70ZM132 69V70H131ZM134 69V70H133ZM140 69H142L141 70V72H140ZM157 69H159V70H157ZM4 70H6V71H4ZM20 70V69H19ZM19 70H18V72H19ZM97 70V71H98ZM129 70H130V72H129ZM144 70V71H143ZM145 70H146V72H145ZM148 70H151L152 72H154V74H152V76L150 75L152 72L151 71H149L148 72ZM165 70H167V72H164ZM10 71V72H9ZM92 71V72H93ZM103 72L101 69L99 70V73H101V72ZM112 71V72H111ZM133 71V72H132ZM157 71V72H156ZM6 72V73H5ZM110 74H109V73ZM128 72V73H127ZM136 72H137V74H138V76H139V79L137 78L138 76H137V74H136ZM144 74H143V73ZM150 73V74H148V73ZM113 73V74H112ZM120 75H119V74ZM122 73H123V75L125 76H123L122 75ZM130 73V74H129ZM139 73H140V75H139ZM143 74V76H145L144 78H141L142 77V74ZM145 73H147L148 74V77H151L152 78V80H154V77H155V82H154V84H153V86H152V88H150L151 87V85H150V83H151V81L152 80H150L151 78H148L146 75L147 74H145ZM156 73V74H155ZM161 73V74H160ZM164 73V74H163ZM167 73V74H166ZM4 74H5V76H4ZM103 74H105L106 75V77H105V75L103 76ZM115 74V75H114ZM117 74V75H116ZM126 74H127V77H126ZM135 76H134V75ZM166 74V75H165ZM8 75V76H7ZM109 75V76H108ZM112 75V76H111ZM128 75H129V77H128ZM154 75V76H153ZM161 76V77H158V76ZM164 75V76H163ZM108 76V77H107ZM115 77V79L116 80H114V79H111L110 80V78H112V77ZM134 76V77H133ZM137 76V77H136ZM8 77H9V79H8ZM15 77V78H14ZM16 77H18V78H16ZM20 77V78H19ZM103 77V78H102ZM104 77H105V79H104ZM113 77V78H114ZM132 77V78H131ZM148 78V80L149 81H147L146 79ZM163 77H164V79H163ZM7 78V79H6ZM108 78V79H107ZM122 78H124V80L122 79ZM133 78H135V79H133ZM146 78V79H145ZM157 78H158V80L160 79V78H162V79H160L159 80V82H158V80H157ZM143 79H145L146 80V82L145 81H143ZM166 79H167V81L168 82H166ZM7 80H9L8 82H7ZM15 80H16V83H15ZM157 80V81H156ZM5 81V82H4ZM20 81V82H19ZM109 81V82H108ZM114 81V84L113 83H111V82H113ZM115 81H116V83H115ZM118 81V82H117ZM131 83H130V82ZM138 81V82H137ZM140 81H142V82H144V83H142L141 84V82ZM160 81H162V82H160ZM6 82H7V84H8V86H7V84H6ZM63 82V81H62ZM62 82H61V84L59 83V84H56V87H57V85H58V89L59 90H63L65 87V83H63V86H62ZM105 84H104V83ZM133 82H135V83H133ZM140 82V83H139ZM148 82H150V83H148ZM152 82V83H153ZM157 82H158V84L159 85H161V86H159V85H157ZM165 84H164V83ZM9 83H10V86H9ZM110 83H111V85H110ZM122 83V84H121ZM128 83H130L129 85H128ZM133 83V84H132ZM140 85H139V84ZM145 83H146V85H145ZM147 83H148V85H147ZM170 85H169V84ZM11 84H13V85H11ZM36 84V83H35ZM112 84H113V86H112ZM134 84H137V85H134ZM157 86H156V85ZM163 84V85H162ZM168 84V85H167ZM31 85H32V87H31ZM37 85V84H36ZM59 85H61L60 87H59ZM114 85H116L117 87H115V88H113L114 87ZM119 85H121V87L119 86ZM124 85H125V87H124ZM137 86L136 88H137V90L136 91H134V89H135V87L133 88V87H131V86ZM142 85H144V86H142ZM5 86H7V87H5ZM35 87V85L34 84H30V87L31 88H34ZM39 86V85H38ZM130 86V87H129ZM148 86V87H147ZM150 86V87H149ZM155 86V87H154ZM167 86V87H166ZM175 86V87H174ZM37 87V86H36ZM105 87V88H106ZM120 87V88H119ZM141 87L143 88V89H141ZM157 87H159V88H157ZM167 89L166 90V92H167V94H166V92H165V89ZM173 87V88H172ZM12 88V89H11ZM117 88V89H116ZM133 88V90H131ZM149 88V89H148ZM161 88V90L163 91V93L165 92V94H162V92H161V90H159ZM168 88H171V90L170 89H168ZM8 89H11V90H8ZM119 89V90H118ZM146 89H148V90H146ZM150 89H152L153 91H149ZM143 90V92H141ZM172 91V92H170V91ZM174 90V91H173ZM16 91V92H15ZM79 92L81 91L80 89L78 90ZM122 91V92H121ZM131 91V92H130ZM134 91V92H133ZM139 91H140V93H141V95L139 96V97H141L140 99H142V101L143 102H146L145 101V97L147 96V100H148V98H149V96L151 95V99L150 100H148L146 103L148 104V102L149 101H151L152 100V97H156V100H157V97H158V99H159V97H161L159 100H157L158 102H159V104L158 103H156L157 101L155 100V101H153L154 100V98H153V100H152V104H149V105H154V102L156 103L155 104V110H152L151 111V109H153V108H151V106H150V108H149V106H148V109H150L149 110V112H150V115H149V112H147V114H146V112L145 111H148L147 110V105H145V106H142V104L144 105L145 103H142V101L140 100V104H135V103H138L137 101H139V99L137 100V101H135V99L138 97V96H136L138 93H139ZM146 93H145V92ZM148 91L151 93H148ZM161 93H160V92ZM7 92V93H6ZM71 93L73 92V90L72 91H70ZM75 92V91H74ZM115 92V93H114ZM129 92V93H128ZM135 92H136V95H135ZM157 92V93H156ZM158 92H159V94H158ZM170 92V93H169ZM241 92V93H240ZM18 95H16V94ZM124 93V94H123ZM132 93V95L134 94L135 95V97L136 98H134L133 96H131L130 94ZM139 93V94H140ZM152 93H154L153 95H152ZM146 94V95H145ZM149 96H148V95ZM158 96H157V95ZM172 95V98H171V96L170 97H168L169 95ZM6 95V96H5ZM144 95H145V97H144ZM162 95V96H161ZM166 95V96H165ZM221 95V96H220ZM23 96V97H22ZM19 97V98H18ZM127 99H126V98ZM133 97V98H132ZM138 97V98H139ZM164 97V98H163ZM166 97V98H165ZM162 99V100H161ZM167 99V100H166ZM171 99V100H170ZM22 100V101H21ZM32 100H33V103H32ZM130 100V101H129ZM163 100H164V105L165 106H167V105H169V106H167L166 107V111L163 109L164 107H163V104H162V102H163ZM168 100H169V102H168ZM174 100V101H173ZM232 100V101H231ZM129 101V102H128ZM167 101V103H165ZM8 102V104H6ZM11 102V103H10ZM24 104H23V103ZM27 102H29V100L27 99ZM123 102H125V103H127V104H125V103H123ZM172 103V104H168V103ZM199 102V103H198ZM203 102H205L204 104H202ZM134 105H133V104ZM151 103V102H150ZM176 103V104H175ZM199 105H198V104ZM21 104V105H20ZM25 104H28V105H25ZM124 106H123V105ZM130 104V105H129ZM175 104V105H174ZM178 104V109H176L177 107H176V105ZM187 104V105H186ZM195 104H197V106H199L198 108L196 107V105ZM210 105V107H209V105ZM13 105V106H12ZM25 105V106H24ZM31 105H32V107H31ZM117 105V104H116ZM133 105V106H132ZM139 106V105H141L142 106V111L141 110H137L138 109V107L137 106ZM158 105V106H157ZM160 105V106H159ZM161 105H162V109H161V113L159 114V112H160V109H159V107L161 108ZM174 105V108L172 107V106ZM180 105H182V106H180ZM205 105V107L206 106H208V107H206V108H204L203 106ZM14 106H16V108L14 107ZM122 106V107H121ZM129 106V107H128ZM135 106V107H134ZM141 106H139V109L141 108ZM6 107V108H5ZM7 107H8V109H7ZM10 107V108H9ZM121 107V108H120ZM137 107V108H136ZM169 107V108H168ZM192 107H195V108H193L194 110H192L191 108ZM201 107V110H202V107H203V110L205 111H203L202 110V112L204 113H202L201 111H200V108ZM116 108V107H115ZM123 108V109H122ZM133 108V110H135L134 112H137L136 114L135 113H133V110H131ZM135 108V109H134ZM170 109L169 111H168V115L169 114H172V115H174V114H177V116H176V118L177 117H179V118H181V116L180 115H182V116H185V118H184V122L182 121V119L180 120V119H176L177 120V122H179V120L181 121L180 123H182V127H180V123H177L179 126H177V124H174L176 121L174 120V116L172 117L173 118V120H171L170 119V117L168 116H166L167 118H169L170 120H167V118L165 119L162 115H164V114H167L166 112H167V110L168 109ZM179 108L181 109H184L185 108V110H179ZM189 108H190V111L192 112H190L189 111ZM226 108V109H225ZM231 108V109H230ZM7 109V110H6ZM17 109V110H16ZM120 109H121V111H120ZM130 110V112H129V110ZM157 109H158V111H157ZM173 111H172V110ZM177 110V112H176V110ZM196 109V110H195ZM188 110V111H187ZM209 111V110H211V111H209V112H207V111ZM19 111V112H18ZM126 111V112H125ZM132 111V112H131ZM139 111H141V115H144V113H145V115H149L148 117H144V116H142L143 118H144V121L142 120L143 118H141L140 117V114L138 113ZM156 112L155 114H154V112ZM163 111V112H162ZM181 111V114H179V112ZM186 111L188 112V114L186 115ZM193 111L194 112H196L197 113V115H195V113H193ZM200 111V112H199ZM229 111V112H228ZM131 113L132 115H130L129 113ZM144 112V113H143ZM152 112V113H151ZM165 112V113H164ZM169 112H172V113H169ZM176 112V113H175ZM183 112H185V113H183ZM189 112H190V114H189ZM207 112V113H206ZM210 112H213V113H210ZM86 113V112H85ZM84 112H81V114H80V116L82 117V119H83V121L84 122H86V120L87 119H89V114H85ZM117 113H119V114H117ZM126 113H128L127 115H129L127 118H125V116H127V115H125ZM162 113H164V114H162ZM199 113H200V119L203 121V122H207V123H202V121L199 119ZM208 113H210V114H208ZM11 115L12 116V114L14 115V116H12V118H11V116H8V115ZM137 115V114H139L138 116L141 118L140 119V121H139V117H138V119H137V116H136V118H134L135 116L134 115ZM154 114V115H153ZM159 114V115H158ZM179 114V115H178ZM201 114H202V116H201ZM206 114H208L210 117H208V115H206ZM213 114L216 116H213ZM87 115V116H86ZM117 115H120L118 118H117ZM153 115V116H152ZM157 116V117H154V116ZM161 115V116H160ZM189 115V116H188ZM190 115H192L191 117H190ZM212 115V116H211ZM32 116H35V115H32ZM194 116V117H193ZM195 116H198V120H196L195 119ZM205 116V117H204ZM9 117H10V119H9ZM111 117V118H112ZM116 117V118H115ZM130 117V118H129ZM131 117L132 118H134V120H131ZM152 117V118H151ZM153 117L155 118V121L153 120ZM188 117V118H187ZM208 117V118H207ZM18 121L19 120V122H17L15 119ZM115 118V119H114ZM145 118H148V120L146 119L145 120ZM157 118V119H156ZM163 118V119H162ZM186 118H187V120H186ZM206 118V119H205ZM209 118H212V119H209ZM9 119V120H8ZM13 119V120H12ZM126 119H128L127 121H126ZM135 119H137L138 120V123H137V120H135ZM165 119V121H164V124H163V120ZM192 119L194 120H196L197 122L198 121H200V123H201V126L202 127H204V128H206V129H204L203 128V130H204V132L202 131V129H201V127H200V124H195V123H197V122H193L192 121ZM204 119V120H203ZM7 120V121H6ZM14 122V120H15V124L17 125H24L25 123L26 124H28V125H24V127H23V129L24 128H26V129H24L25 130V132L26 133H24V131H22V134H20V133H18V131L14 128V126L13 125H11L10 124V122H12V121ZM34 120H36V119H34ZM112 120V121H113ZM125 120V121H124ZM150 120V121H149ZM166 120H167V122H172V121H174V123L172 122L171 123V125L173 124V128H170L171 126H168L167 124H169V123H167L166 122ZM194 120V121H195ZM210 120H215V121H213V123L215 124V123H219L220 125H218L219 127H217L216 126V130H215V125L212 123V121H210ZM23 121V122H22ZM37 121V120H36ZM143 121V122H142ZM146 121H149L148 123H146ZM157 121V122H156ZM159 121V122H158ZM186 121V122H185ZM187 121H188V125H186L187 124ZM217 121V122H216ZM17 122V123H16ZM22 122V123H21ZM28 122V123H27ZM126 122H128V123H126ZM133 122V123H132ZM154 122H155V124H154ZM162 122V126H161V123ZM191 122H193V128L195 129L196 127L199 129L200 128V130H198L197 132H201V135H200V132H199V134L197 135V136H195L196 134L195 133H197V132H195L194 133V131H196L197 130V128H196V130H194L193 131V128H192V126H189V124L190 125H192V123ZM19 123H21V124H19ZM141 123V124H140ZM144 123H145V126L147 125V126H149L150 128H151V131H146V128H147V126L146 127H144L143 125H144ZM151 123H153L154 125H152ZM157 123H159V124H157ZM199 123V122H198ZM213 125H212V124ZM217 123V124H218ZM33 124V125H32ZM124 124V125H125ZM143 124V125H142ZM149 124V125H148ZM204 124V125H203ZM205 124L207 125V127H205ZM211 125V128H209L210 127V125ZM234 124H236L235 126H234ZM17 125V126H18ZM129 125V126H130ZM143 126L142 128H140L139 129V127L140 126ZM151 125V126H150ZM166 125V126H165ZM196 125H198V126H196ZM229 125V126H228ZM82 126V125H81ZM139 126V127H138ZM153 126V127H152ZM185 126H187V128L185 129L184 127ZM196 126V127H195ZM209 126V127H208ZM225 127L224 129H223V127ZM228 126V127H227ZM230 126H231V128L234 126V128H230ZM236 126H238V127H236ZM240 126V127H239ZM242 126H243V131L241 130L242 129ZM259 126V127H258ZM19 127V126H18ZM32 127V128H31ZM34 127H37V128H34ZM83 128L85 127L86 128V130L84 131V129H83V132L84 133H87V134H93V132H92V128L90 129L89 128V130H88V128L85 126V124H83V126H82ZM149 127L147 128V130L149 129ZM156 127H160V128H156ZM163 127H165L164 129H163ZM169 127V128H168ZM190 127L192 128V130H190ZM244 127H246V128H244ZM247 127H252V129H251V133L250 134H248V132L249 131H247L246 132V130H247ZM261 127H262V129H261ZM32 130H31V129ZM152 128L155 130V134H158L160 131H161V133H162V138H163V140H159L160 138V134L161 133H159V136L157 135V138H156V135H154V131L152 130ZM163 129V131H165V132H163L162 131V129ZM174 128H176V130L174 129ZM179 128V129H178ZM181 128H183L182 130H181ZM210 129V131H208L207 132V129ZM223 129L224 131H222V130H220V129ZM229 128V129H228ZM238 129L239 130V132H237L236 131V129ZM240 128V129H239ZM250 128L248 129V130H250ZM254 128V129H253ZM20 129L22 130V128L20 127ZM39 129V130H38ZM124 129V128H123ZM123 129H121V130H123ZM139 129V130H138ZM141 129H142V131L144 132V133H142L141 132ZM158 129H160L159 130V132L158 133H156L157 132V130ZM175 130V132L176 131H178V132H176V133H173L174 131L173 130ZM178 129V130H177ZM185 129V130H184ZM208 129V130H209ZM226 129H228V130H226ZM231 129V130H230ZM244 129H246V130H244ZM259 129V130H258ZM20 130V131H21ZM28 130V131H27ZM171 130V131H170ZM179 130H180V132H179ZM215 132L214 134H216V135H218V139L216 138V135L215 136H210V133L212 134V135H214L213 134V131ZM229 130H230V132H229ZM232 130H234L233 132H237L235 135L237 136V134H238V136H240V138L239 137H236L235 136V138H234V133L232 132ZM253 130L255 131V130H258V132L256 133V131L255 132H253ZM262 130V132L259 134V132ZM87 131H89V132H87ZM91 131V132H90ZM120 131V130H119ZM133 131V132H132ZM137 131V132H136ZM168 131V132H167ZM184 131V132H183ZM186 131V132H185ZM206 131V132H205ZM212 131V132H211ZM222 131V132H221ZM241 131H242V133H241ZM32 132V133H31ZM34 132V133H33ZM36 132V133H35ZM130 132H131V134H130ZM139 132V133H138ZM147 132H151L150 133V135H152L153 134V136H151V138H149L150 136L148 135L147 136ZM169 132H170V134H169ZM210 132V133H209ZM217 132H219V133H217ZM246 132V135H248V137H249V141H248V137L245 135V134H243V133H245ZM17 133L19 134V135H17ZM24 133V134H23ZM28 133V134H27ZM80 133H82V128H81V132ZM134 133V134H133ZM143 135H142V134ZM148 133V134H149ZM165 133V134H164ZM169 135H168V134ZM179 133V134H178ZM185 133V134H184ZM188 133L190 134L189 135V137H188ZM192 133H194V135L192 134ZM203 133V134H202ZM221 133V134H220ZM254 133H256V134H258V135H256L255 136V134ZM16 134V135H15ZM135 134H137V136L140 134L141 136H145V138L147 137L149 140H146L145 138V140H146V142L145 141H142V139H143V137H140V135L137 137V138H134L135 140H133V137L135 136ZM166 134H167V136L170 138H168L167 140L165 139V138H167V136H166ZM176 134H178V135H176ZM185 136H184V135ZM207 134H209L208 136L213 140H210V138L208 137V136H206ZM220 134V135H219ZM229 134V135H228ZM243 134L244 136H246L247 138H244L243 136V138L241 137V135ZM252 134V135H251ZM32 135V136H31ZM134 135V136H133ZM173 135V137H176V138H174L175 140H176V144H175V141H174V139H173V137H171ZM179 135H180V137H179ZM186 135H187V137H186ZM202 135H204V137L202 136ZM225 135H228V136H225ZM230 135H233V136H231L230 137ZM28 136V137H27ZM178 136V137H177ZM191 136V137H190ZM195 138H194V137ZM226 138H225V137ZM260 137V138H258V137ZM32 137V138H31ZM183 137V138H182ZM184 137H185V139H184ZM206 137V140H207V142H205L206 140L204 139ZM255 139H254V138ZM33 138H34V140H33ZM131 138V139H130ZM141 138V139H140ZM155 138H156V140H155ZM161 138V139H162ZM180 138V139H179ZM184 139V140H182V139ZM190 138L192 139L191 140V143L192 144H194V143H196L195 144V146L194 145H192L191 143H190V141L188 142V140H190ZM198 140H200V141H198ZM203 138V139H202ZM208 138V139H207ZM228 138H231L230 140H227ZM236 141V139L238 140V141H240L241 142V144H239V142L237 141V142H235L233 139ZM256 138H258V139H256ZM117 139H115V141L117 140ZM165 139V140H164ZM218 140V142H217V140ZM220 139V140H219ZM222 139L224 140V142L226 143H222ZM247 139V140H246ZM250 139H252V140H250ZM111 141H113L114 140V138L112 139H110ZM133 140V141H132ZM137 140V141H136ZM141 140V141H140ZM152 140V141H151ZM153 140H155L154 141V143H153ZM181 140V141H180ZM186 140V141H185ZM195 140H197V141H194ZM203 140H205V141H203ZM214 140H216V142L214 141ZM226 140V141H225ZM232 140V141H231ZM244 142H243V141ZM255 140V141H254ZM257 140H259V141H257ZM29 141V142H28ZM111 141H108L109 142V144H107V145H109L110 147H113L114 149H118V145H115V142L113 141V142H111ZM125 141H128L127 143L125 142ZM129 141H130V143H129ZM139 141V142H138ZM149 141V142H148ZM152 143H151V142ZM158 141H160L159 143H155V142H158ZM162 141V142H161ZM165 143H164V142ZM173 141V142H172ZM178 141H180V144H181V146H177V144H178ZM182 141H183V143H182ZM202 141L204 142L203 144H202ZM208 141H212L213 142V144L212 143H210V142H208ZM230 143H228V142ZM32 142H34V143H32ZM107 142V141H106ZM117 143H119L118 142V140L116 141ZM134 142H137V143H134ZM145 142V143H144ZM169 142H170V146H169ZM188 142V143H187ZM197 142H200V143H197ZM222 144H220V143ZM232 142V143H231ZM247 142H249V143H247ZM99 143H100V141H99ZM103 143V142H102ZM114 145H113V144ZM116 143V144H117ZM146 145L147 143V145H146V147L148 146V145H150V143H151V145L152 144H154V147L152 146V147H150L149 146V148L147 147H145V145ZM168 143V144H167ZM185 143V144H184ZM206 143H208L207 145H206ZM218 144V146L216 145V144ZM235 143V144H234ZM243 143H244V146H243ZM247 143V144H246ZM37 144V145H36ZM135 146H133V145ZM141 144L143 145V147H142V149H144V147H145V149L144 150H142L141 151ZM165 144V145H164ZM174 144V145H173ZM184 144V145H183ZM190 145V146H188V145ZM198 144V145H197ZM200 144V145H199ZM202 144V145H201ZM211 146H210V145ZM239 146H238V145ZM248 144H250L251 146H253L252 148H251V146L250 145H248ZM27 145V146H26ZM106 145V148H108V146ZM162 145H164V146H162V149H164V150H162V149H160L161 148V146ZM172 145L175 147H172ZM183 145V146H182ZM197 145V146H196ZM219 145H220V147H219ZM227 145H229L230 146V148L228 149V147H227ZM232 145V146H231ZM235 145V146H234ZM247 145V146H246ZM262 145V146H261ZM115 146V147H114ZM157 146H160V147H157ZM168 147L167 149H165L164 147ZM186 148H185V147ZM205 146H206V150H205ZM211 147V148H209V147ZM217 146V147H216ZM222 146V147H221ZM224 146V147H223ZM242 146V147H241ZM6 147V146H5ZM28 147H29V149H28ZM58 147V148H57ZM63 147V148H62ZM103 147L105 148V146L103 145ZM121 147V148H120ZM139 147V148H138ZM159 148L158 150H157V148ZM170 147V148H169ZM182 147V148H181ZM196 148V147H198V148H196V149H194V150H198V149H200L199 151H201L200 152V154L198 153V151L197 152H195V153H197V154H199L200 156L202 155V153H203V155L205 156L206 155V157H204L203 155H202V159L200 160L199 158H197V157H199L198 155H194L193 154V152H194V150H193V148ZM212 147H213V151H212ZM225 147H227V149L225 148ZM235 147H237V149L235 148ZM238 147H239V150L240 151H238ZM256 147V148H255ZM31 148V149H30ZM40 148V149H39ZM61 148V149H60ZM128 150H127V149ZM152 148H153V150H152ZM178 148V149H177ZM209 150H208V149ZM217 148V149H216ZM219 148V149H218ZM221 148V149H220ZM235 148V149H234ZM246 150H245V149ZM250 148V149H249ZM4 149H7V150H4ZM25 149H27L26 151H25ZM34 149V150H33ZM43 149V150H42ZM60 149V150H59ZM140 151H139V150ZM170 149H172L173 151H170ZM183 149V150H182ZM189 149V150H188ZM243 149V150H242ZM151 150H152V153L153 152H155L157 155H158V153H159V155H160V152H162V154L163 153H165V154H163V156H162V154H161V156H159V158H158V156L155 154V153H151ZM159 150H162V151H159ZM179 150V151H178ZM211 150V151H210ZM231 150V151H230ZM235 150V151H234ZM242 150V151H241ZM263 150V151H262ZM6 151V152H5ZM11 151V152H10ZM37 151V152H36ZM41 151V152H40ZM43 151V152H42ZM51 151V152H50ZM133 151H132V153H133ZM187 151V152H186ZM188 151H190V152H188ZM192 151V152H191ZM210 151V152H209ZM219 151H220V153H219ZM226 151V152H225ZM238 151V152H237ZM245 151V152H244ZM251 151V152H250ZM260 153H259V152ZM9 152V153H8ZM14 153L16 152V150L14 149V151H13ZM45 152V153H44ZM54 152V153H53ZM147 152V150H145V153ZM167 152V153H166ZM215 155H213L212 153ZM218 152V153H217ZM224 152V153H223ZM241 152V153H240ZM253 152V153H252ZM255 152V153H254ZM263 152V153H262ZM129 153H131V152H129ZM131 153V154H132ZM145 153L143 152L142 153V155L144 154V157H145ZM169 153H171V154H173V155H171L170 154V156H173V157H170V156H168V157H170V159H172V161H173V159H175L174 161H173V163L175 164V166H174V168L177 170V172H175V169H174V172H172V173H174V174H177V173H180V175L179 174H177V175H179V176H177V175H173L172 173L170 174V172L169 171H171V170H168V168H166L165 169V167H166V164H167V162L165 161V163L164 162H162L163 161V159L164 160H166L165 158H167V155H169ZM176 153H178V155H179V157H181V158H179L178 157V155L176 154ZM188 155H187V154ZM191 153H192V155H191ZM209 153V154H208ZM211 153V154H210ZM216 153H217V155H216ZM228 153V154H227ZM233 155H232V154ZM249 153V154H248ZM259 153V154H258ZM17 154V155H16ZM19 153H15L14 154V158L15 159H20L22 156L19 154ZM130 154V155H131ZM156 155V157L158 158H156L155 157V155ZM220 154V155H219ZM224 154V155H223ZM229 154H231L232 156H234V158H232V157H230L231 155H229ZM241 154V155H240ZM245 154L246 155H248V156H245ZM252 154V155H251ZM254 154H255V156L257 157H253L254 156ZM258 154V155H257ZM10 155V156H9ZM16 155V156H15ZM31 155V156H32ZM152 155V156H151ZM182 155V156H181ZM187 155V156H186ZM190 155V156H189ZM227 155V156H226ZM229 155V156H228ZM237 155H239V156H237ZM243 155V156H242ZM251 155V156H250ZM263 155V156H262ZM5 156V157H4ZM7 156V157H6ZM18 156V157H17ZM174 156H176V157H174ZM185 156V160H184V157ZM189 156V157H188ZM191 156H194L193 157V160L191 159L192 157ZM195 156H197V157H195ZM208 156V157H207ZM213 156V157H212ZM216 156H217V158H216ZM222 156H223V158H222ZM228 157V158H226V157ZM244 156H245V159H244ZM260 156V157H259ZM33 157V158H34ZM178 157V158H177ZM191 157V158H190ZM209 157L210 158H212V159H209ZM219 157H221V158H219ZM238 157V158H237ZM242 157V158H241ZM247 157H250V158H248L250 161H251V163H252V161H255V162H253L252 163V167H253V164H254V167H255V169H253L250 165H251V163H249L250 161H247ZM262 157H263V159H262ZM3 158V159H2ZM132 158V157H131ZM131 158H129V159H131ZM183 158V159H182ZM188 158V159H187ZM196 158L198 159V160H200L199 162H198V160H197V162H194V160L196 161ZM201 158V157H200ZM205 158V159H204ZM231 160H230V159ZM259 158V159H258ZM156 159V160H155ZM181 159L182 160H184L185 162L183 163V161H182V163H181ZM190 159V160H189ZM207 159H209V161L207 160ZM229 161H227V160ZM251 159H253V160H251ZM148 160V159H147ZM157 160H159V161H157ZM162 160V161H161ZM176 160H178L177 161V163H175L176 162ZM192 160V161H191ZM205 160V164H204V161ZM215 160V161H214ZM224 160V161H223ZM20 161V160H19ZM153 161V162H152ZM186 161H188V162H186ZM210 161H212V162H210ZM217 161V162H216ZM223 161V162H222ZM231 161H235L233 164H231V167H230V162ZM244 161V162H243ZM261 161V162H260ZM6 162V163H7ZM146 163H148V161H145ZM179 162V163H178ZM192 162V163H191ZM209 162H210V164H209ZM225 162V163H224ZM238 164H237V163ZM153 163V164H152ZM196 163L200 166V167H202L203 165V167L202 168H200V167H198V165H196ZM203 163V164H202ZM221 163H223V165L221 164ZM232 163V162H231ZM239 163H241V165L239 164ZM246 163H249V164H247L246 165ZM256 163V164H255ZM145 164V163H144ZM154 164H155V166H154ZM163 164V165H162ZM164 164H165V166H164ZM173 164V165H174ZM179 164V165H178ZM183 164V165H182ZM185 164V165H184ZM191 164V165H190ZM193 164L194 165H196V166H194L193 167ZM207 164V166H205ZM215 164V165H214ZM216 164H217V166H216ZM220 164H221V167L220 168H218L219 166H220ZM225 164V165H224ZM229 164V165H228ZM244 164L246 165V167L244 166ZM12 165H13V167H14V169H13V167H12ZM172 165V166H173ZM180 165L182 166V167H180ZM210 165V166H209ZM212 165H213V167H212ZM235 165H238V166H235ZM248 165L250 166V169L252 170V171H250L248 168ZM10 166H11V168H5L4 167V165H3V168L4 169H7V170H10V171H12V175H14L15 176V179L16 180H18V181H16L17 183L18 182H20V181H22V184H21V186H23V192L24 193H26V194H28V190L31 192V193H36L35 195H33V196H35V197H37V203H39V201L41 200L42 202H40L39 203V207H40V204L42 205V204H45V205H42L43 207H45L43 210H40V215H42L41 216V218H40V215H38V214H35V213H37V210H35L34 212L35 213H33V212H31V211H29V213H30V220H28L27 222H26V224L25 225H27V226H30V227H35V228H38V226L40 227V226H42L44 223V221L42 222L41 221V219H49V217H52L53 219H54V217H55V219H54V221H60V223L58 222V225H55V227H54V235H56L55 236V238H57L56 239V242H58V238H59V240H61L60 238H62V237H60V236H62V235H64L63 233L65 232V230H67L68 229V227L70 226V228H69V230H71L72 228H73V230H72V232L75 230L74 228V226H76L77 225V223H78V221H79V223H80V220H82L80 217H84L85 216V214H84V211H83V209L84 210H87V206H89L90 207V204H93L94 202H96V205H95V203L92 205L93 207H94V205H95V207H97L98 208V206L100 205V203H99V205L97 206V203L98 202H100V201H98V200H103V199H101V197L103 198L104 197V199L106 200V198L109 200V198L111 197V199L113 198V197H116L117 199L119 198V197H121L122 199L124 198L123 197V195H121V194H118V195H120V196H116V195H114V194H112V193H110V194H112V196H110L109 195V192L104 188V191H105V194L103 195L102 193H103V191H102V188L100 187V185H99V188L101 189V192L100 193H98L99 191H100V189L99 188H97V186H96V188H95V191L97 190L98 192H94L93 191V193H92V190L94 189H92V190H90L89 192H90V194H89V192H88V194H89V196H88V194H87V196L86 195H80L79 193L77 194V196H78V198H77V196H71L72 195V193H71V191H72V189H71V187H72V185L70 186L68 183H70V180L69 181H67V180H63V179H61V180H63V182L61 181V180H58L57 181V183L56 184H53V183H51V187L52 186H54V188L52 187V190H56V189H63V190H67V191H69V193H71V195H70V197H72V198H70L71 200L67 203V196L65 195V194H62L61 196L63 197V199L65 200V202H60V203H62V204H59L58 206L56 205V203H55V205L56 206H51V203H50V199H47L44 195H43V193L41 192V188H40V186H39V184H38V182L34 179L33 181H34V183L32 184V180H31V183H30V178L27 180L26 178V176H24V178H21V176H19V175H25V174H27V173H24V174H20V173H23V171L22 172H20V170H22L21 168L19 169V167L17 168L14 164H13V161L12 162H10ZM111 166V164H109L107 167L109 168ZM153 166V167H152ZM178 166H179V168H180V171H178ZM186 168H185V167ZM189 166V167H188ZM225 166V167H224ZM228 166H229V168H228ZM235 167V169H234V167ZM16 167V168H15ZM112 167V166H111ZM110 167V168H111ZM121 168H122V166H120ZM146 167H148L147 169L150 171H148L147 169H146ZM155 167H158V168H155ZM162 167H163V169H164V171H163V169H162ZM167 167H168V165H167ZM258 167H260V168H258ZM161 168V169H160ZM185 169V170H183V169ZM199 168H200V170H199ZM210 168V169H209ZM215 168V169H214ZM224 168V170H220V169H223ZM236 168L238 169V170H236ZM243 168H244V170H243ZM245 168H247V171L249 170V174H248V172H246L245 171ZM13 169V170H12ZM187 169V170H186ZM193 169V170H192ZM194 169H195V171H194ZM198 169V171H196ZM206 169V170H205ZM218 169V170H217ZM226 169H228V170H226ZM230 169H231V171H230ZM256 169H258V170H256ZM263 171V174L262 173H259L258 171H261V170ZM19 170V171H18ZM24 170V169H23ZM110 169H108V171H109ZM146 170H147V172H146ZM157 172H156V171ZM189 170H190V172H189ZM202 170H204L205 171V173H204V171L202 172ZM211 171V173L209 172V171ZM213 170V171H212ZM214 170H216L218 173L216 174V171H214ZM256 170V171H255ZM16 171H17V173H16ZM25 172H26V170H24ZM173 171V170H172ZM194 171V172H193ZM219 171H220V173H219ZM226 172L227 171V173H224V172ZM230 173H229V172ZM236 171V173H234ZM261 171V172H262ZM165 174H167V175H165ZM168 172V173H167ZM231 172L233 173V174H231ZM250 172H251V176H250ZM253 172H255L256 174V176H258V177H256L254 174H253ZM257 172L259 173V175L257 174ZM14 173V174H13ZM146 173V174H145ZM186 173V174H185ZM192 173H193V175H192ZM200 173V174H199ZM204 175H203V174ZM208 173H209V175H208ZM213 173H214V175H216L215 176V178L216 179H219V181L218 180H216V179H214V175H213ZM226 174L228 177H230V180H227L228 182H225L224 180H221V179H225V177H227L226 175L225 176H223V174ZM242 173H244L245 174V176H247L248 175V180L251 182V178H252V180H254V181H256V179L258 178V179H260L259 180V183H258V181H256V183L254 184V181H253V183L251 182H249L246 178L247 177H245V176H243L244 174H242ZM17 174V175H16ZM153 174V175H152ZM172 175V176H170V175ZM194 174H195V176H194ZM202 174V175H201ZM219 174H222V176L221 175H219ZM237 174L239 175V176H237ZM242 174V175H241ZM7 175V174H6ZM155 175H156V177H155ZM160 175V176H159ZM190 175V176H189ZM205 175H207L206 177H205ZM234 175V176H233ZM254 175V176H253ZM261 175V176H260ZM16 176H18V177H16ZM150 176V175H149ZM162 176H164V177H162ZM166 176V177H165ZM172 177V178H167V177ZM174 176V177H173ZM176 176H177V179L178 178H182V180L181 179H176L175 180V178H176ZM183 176V177H182ZM187 178H185V177ZM192 176V177H191ZM198 176V177H197ZM200 176V177H199ZM201 176H202V178H201ZM233 176V177H232ZM260 176V177H259ZM4 178L6 177L7 178V176H3ZM9 177V176H8ZM21 179H26L27 181H23V180H20L19 181V179L20 178ZM26 177V178H25ZM203 177H204V179H203ZM208 177H212V179H210V178H208ZM219 177V178H218ZM221 177H223V178H221ZM235 179L236 178V180L234 181L233 179ZM235 177V178H234ZM240 177H241V179H240ZM243 177V178H242ZM245 177V178H244ZM255 177V178H254ZM263 177V178H262ZM4 179V180H9L8 178L7 179ZM19 178V179H18ZM163 178H164V180H163ZM166 178V179H165ZM185 179V182H184V179ZM210 179L209 181L210 182H212V185L213 186H211V184H210V182L208 181V179ZM66 179V178H65ZM189 179V180H188ZM193 179H194V181H193ZM214 179V180H213ZM226 179H229V178H226ZM239 179H240V181H239ZM257 179V180H258ZM261 179H263L262 181H261ZM222 182H221V181ZM244 180V181H243ZM3 181V180H2ZM0 182V185H4V186H11V188H13L14 189V186H16L17 185V183L16 184H11V182L9 183V181H3V182ZM11 181H13L14 182V180H11ZM66 181V182H65ZM163 181V182H162ZM183 181V182H182ZM190 181H192V182H190ZM199 181L201 182V185H199L200 183H199ZM205 181H206V183H205ZM223 181H224V183L225 184H227L226 186H225V184L223 183ZM242 181H243V183H242ZM253 186V187H255V185H256V187L257 188H251L250 186L251 185H249V184H247L248 182ZM261 181V182H260ZM4 182H6V183H4ZM12 182V183H13ZM26 182H27V184H26ZM61 182V183H60ZM68 182V183H67ZM157 182V183H158ZM173 182V183H174ZM209 182V183H208ZM216 182V183H215ZM221 183V184H219V183ZM237 182H239L240 183V186H239V183H237ZM21 183V182H20ZM19 183V184H20ZM28 183H30L31 185H32V187L28 184ZM129 183V182H128ZM131 183V184H130ZM129 183V185H132L133 183H132V181ZM185 183V184H184ZM193 183H196L199 187L200 186H202V187H198V192L197 191H194L195 190V188H194V186H196V189H197V185H194ZM203 183H205V184H203ZM217 185V184H219V186L220 185H223L224 184V186L222 187H216L215 185ZM223 183V184H222ZM246 183V184H245ZM263 183V184H262ZM24 184V185H23ZM26 184V185H25ZM53 184V185H52ZM63 184V185H62ZM72 184V183H71ZM177 184V183H176ZM179 184V183H178ZM27 185H29V187H31L30 189H29V187L27 186ZM35 185V186H34ZM40 188H38L37 186ZM55 185H57V186H55ZM61 185V186H60ZM64 185H66L67 186V188L64 186ZM124 184H122L121 186L122 187H124L123 186ZM129 185L126 187V188H128L129 187ZM204 185V186H203ZM232 185V186H231ZM238 185V186H237ZM244 185V186H243ZM249 185V186H248ZM19 186V185H18ZM17 186V187H18ZM59 186V187H58ZM182 186V185H181ZM207 186V187H206ZM209 186V187H208ZM215 186V187H214ZM218 186V185H217ZM245 186H247V188L245 187ZM20 187V186H19ZM36 187L38 188L37 190H36ZM68 187H69V189H68ZM95 187V186H94ZM132 187V186H131ZM242 187H244V191L246 190L247 192H248V194H250V196L253 194L252 192H251V190L252 191H258V192H256L255 191V193L250 197L249 195L247 196V193H246V191H245V196H244V192H243V188ZM215 189V191H214V189ZM224 188L222 189V190H224ZM233 188H234V191H233ZM33 189V190H32ZM228 189H229V186H228ZM248 189H250V190H248ZM255 189V190H254ZM36 192H35V191ZM40 190V192H41V194H40V192H38ZM43 190V189H42ZM183 190V191H184ZM193 190V191H192ZM207 190V191H206ZM209 190V191H208ZM237 190V191H236ZM262 190V191H261ZM2 190L0 189V196H1V194H2V192H1ZM106 191H107V193H106ZM217 191V192H216ZM229 191V190H228ZM260 191V192H259ZM29 192V193H30ZM205 192V193H204ZM208 192V193H207ZM211 192V193H210ZM219 192H221V190L219 191ZM263 194H262V193ZM24 193H22L21 194V196H20V194L18 193H16L17 195H19V197L16 195V198H18V199H24V201H25V198H26V200H27V197H25V196H28V195H26V194H24ZM96 193H97V195H96ZM207 193V194H206ZM214 193V194H215ZM229 193V192H228ZM252 193V194H251ZM257 193H259L258 195H259V199L257 198L258 197V195H257ZM92 194H94V196L92 195ZM107 194V195H106ZM32 195V194H31ZM41 195V198H38L39 196ZM43 195V196H42ZM92 195V196H91ZM100 195H102V196H100ZM187 195H189V194H187ZM200 195H201V197H200ZM202 195H203V197H202ZM209 195V196H208ZM217 195V194H216ZM254 195L256 196V198L254 197ZM30 196V195H29ZM81 196V197H80ZM110 196V197H109ZM208 196V197H207ZM21 197V198H20ZM23 197V198H22ZM31 198H29V199H32L33 197L32 196H30ZM44 197L46 198L45 200H44ZM85 197V198H84ZM91 197V198H90ZM100 198V199H97V198ZM106 197V198H105ZM194 197H196V198H194ZM1 199H3V197H0ZM76 198H77V201H76ZM120 198V199H121ZM7 199V200H6ZM9 199V200H8ZM10 199H11V197H9V196H7V198L6 197H4V201L6 200V202H9L10 201ZM39 199V200H38ZM73 199V200H72ZM82 199V200H81ZM87 199V200H86ZM89 199H91V200H89ZM93 199V200H92ZM97 201H96V200ZM109 200V201H112V200ZM114 200L113 201H115V198H113ZM125 199V198H124ZM123 199V200H124ZM238 199V200H237ZM258 199V200H257ZM80 200V201H79ZM199 200H197V201H199ZM206 200V201H205ZM262 200H264V199H262ZM24 201H22V202H24ZM28 201V200H27ZM44 201H46V202H44ZM73 201V202H72ZM92 201H94V202H92ZM203 201H200V202H203ZM251 201V202H250ZM70 202H72V203H70ZM86 202H87V204H86ZM92 202V203H91ZM103 203H104V200L102 201ZM101 202V203H102ZM200 202H197V203H199L200 204V206H201V203ZM236 202L234 201V205L236 204ZM47 203V204H46ZM64 203H67V204H64ZM70 203V204H69ZM90 203V204H89ZM103 203H102V205H103ZM248 203V204H247ZM252 205H251V204ZM64 204V205H63ZM69 204V205H68ZM128 204H129V206L131 205L130 203H128V201H127V208L125 209L124 208V206H125V204H123V206L121 207V208H123V210H129V209H131L130 211H123L122 209L121 210H119L118 212L120 213V215H121V219H123L122 218V215H124V214H126V216L128 217V218H126V217H124V218H126L127 220H130V219H132V216H131V211H132V208H131V206L130 207H128ZM194 205L196 204V201H194V203H193ZM203 204V203H202ZM205 204H203V206H202V211H201V209L197 206V208L196 209H198V211L199 212H204V210L206 209V207H204V206H207V205H205ZM231 204H232V201H231ZM257 204V205H256ZM263 204V205H262ZM63 205V206H62ZM79 205V206H78ZM105 205V204H104ZM231 206L230 207V209H231V211L232 210H234L235 211V209H236V207L235 206ZM72 206V207H71ZM86 206V207H85ZM254 206H256V208L254 207ZM37 208H38V205L36 206ZM47 207H48V209L50 208L51 209V211H49L48 212V209H47ZM55 207V208H54ZM57 207V208H56ZM64 207V209L63 210H61L62 208ZM68 207H70V209L68 208ZM95 207H94V210H96L95 209ZM100 207V206H99ZM205 209H204V208ZM233 207L235 208V209H233ZM260 207H261V209H260ZM36 208V209H37ZM41 208V207H40ZM39 208V209H40ZM59 208H60V210H59ZM104 208V206H102V208L100 207V208H98V210H99V212H98V210H97V212L95 213L96 215L97 214H100V213H102L103 211H101V209H103ZM169 208H171L172 209V207H168L167 208V211H168V209ZM248 210H247V209ZM252 209V210H250V209ZM38 209V210H39ZM42 209V208H41ZM56 209V210H55ZM119 209V208H118ZM170 209V210H171ZM204 209V210H203ZM255 211H254V210ZM73 210V211H72ZM165 210V211H164ZM163 211L166 213V215H165V213L163 212V217L164 218H166L167 219V221L168 220H172L173 221V223L172 224H175L174 226H172V224L171 225H169V226H172L171 228H173V230H182L180 227H182L181 226V223L180 222H182L181 220L180 221H178V219H179V217H178V213L177 214H175L176 213V211L175 212H173L175 209H173V211L172 212H170V210L168 211V212H170L171 213V215H172V218L173 219H171V217H170V214L166 211V208L164 209ZM45 211V212H44ZM63 211H65V212H63ZM68 213H67V212ZM82 211V212H81ZM122 211H123V213H122ZM254 211V212H253ZM259 211V212H258ZM42 212H44L45 214H43ZM47 212H48V214H50L51 212H53V214H55V216H49L48 214H47ZM70 212V213H69ZM74 214H73V213ZM117 212V213H118ZM126 212V213H125ZM178 212V211H177ZM246 212V213H245ZM252 213V215H251V213ZM256 212V213H255ZM263 212H264V210H263ZM262 212V213H263ZM167 213H168V216H167ZM176 215V216H174V214ZM249 213H250V216H252V217H249ZM256 215V217L259 215V213H260V217H257L259 220H261V221H259L258 219L256 220V218H255V215ZM35 214V215H34ZM60 214H62V215H60ZM68 214V215H67ZM84 214V215H83ZM91 214H93V211H92V213H90L88 216H90ZM231 214L233 215V213L231 212ZM34 215V216H33ZM37 215V216H36ZM48 216L47 218H46V216ZM65 215V216H64ZM79 215H81L80 217H79ZM83 215V216H82ZM119 215V214H118ZM119 215V216H120ZM129 215V216H128ZM247 215V216H246ZM263 215H264V213H263ZM44 216V217H43ZM56 216H58L57 218H56ZM67 216V217H66ZM71 216V217H70ZM79 218H78V217ZM93 215H91L90 216V220H91V222L93 221L94 222V224H92V223H90V221H89V219H88V217H87V219H88V221H89V226H90V228L92 229V227L91 226H95L94 227V229H96V228H98L99 226H100V223H101V221H102V219H101V216L103 217V215H98L95 219H97V218H99V216H100V218L98 219L100 222L98 223V220H97V223H96V221L95 220H92L91 219V217H92ZM125 216V215H124ZM166 216V217H165ZM62 217H64V219L62 218ZM66 217V218H65ZM75 218V220H74V218ZM168 217V218H167ZM177 219H176V218ZM73 218V219H72ZM93 218V217H92ZM253 218H255V219H253ZM44 219V220H45ZM74 222H76V220L77 219H79L75 224L76 225H73V222H72V224H71V220ZM87 219L85 218L84 220H82V221H84V223L86 224L88 221H87ZM101 219V220H100ZM126 219H123L125 222L127 221ZM175 219V220H174ZM65 220V221H64ZM85 220L87 221V222H85ZM120 220V219H119ZM122 220V223H121V221L119 222L120 224H123L122 226H125L127 229H129L130 228V230L129 231H131V233L132 234H134V232L136 231L137 232V230L135 229V231L133 230L134 228H132L131 226L129 227V224L128 223H130V222H127V224L126 225H128V226H126L125 225V222ZM177 220V221H176ZM250 220H252V221H250ZM253 220H254V222H255V220L257 221V223H254L253 222ZM30 221V222H29ZM33 221V222H32ZM46 221V220H45ZM68 221H69V223H68ZM166 221V220H165ZM178 222V223H180L179 224V226H178V229L176 228V229H174V227H176L177 226V223L176 222ZM259 221V222H258ZM61 222H67L66 224L65 223H61ZM175 222V223H174ZM33 223V224H32ZM41 223H43V224H41ZM118 223V224H119ZM166 223H169V222H165L164 223V225L166 224ZM253 223V224H252ZM261 224V228H264V226H262V225H264V224ZM35 224H36V226H35ZM60 224V225H59ZM62 224V225H61ZM88 224V223H87ZM97 224H98V226H97ZM118 224H117V226H118ZM184 224V222H182V225ZM256 224H257V226H256ZM34 225V226H33ZM66 225H67V227H66ZM73 227H72V226ZM82 225H84L83 223L80 225V226H77V230H78V227L79 228H81V226ZM255 225V226H254ZM112 226H114V228L113 229H111V227ZM112 226H110V228H109V231L110 230H112V232H116L117 230H119V231H117L118 232V234L119 235H121V236H119V237H121V238H119L118 236H116V235H118V234H116V233H114V234H116L115 236L116 237H113V236H111V235H113L112 233H110L109 232V234L108 235H110L111 236V238H116V239H118L119 238V240L120 241H122L123 239H126L125 238V236L127 235V234H131L129 231H125L126 232V234H125V236H124V233L125 232H123L124 230H127V229H124L123 231H121L122 230V228H125V227H115L116 225L115 224H113ZM167 226H168V224H167ZM65 227L67 228V229H65ZM129 227V228H128ZM184 227H185V224L183 225V229H184ZM189 227V226H188ZM252 227H254L253 229H252ZM257 227V228H256ZM64 230H63V229ZM116 228V229H115ZM132 228V229H131ZM168 228V227H167ZM250 228H251V230L253 231H251L250 230ZM62 229V231H60ZM169 229V228H168ZM257 229H259L258 231L259 232H263V233H261V235L259 234L258 235V237H257V233H259L258 231H257ZM59 230V231H58ZM81 231L83 230V229H80ZM114 230V231H113ZM170 230V229H169ZM249 230V231H248ZM254 230H255V232H254ZM262 230V231H261ZM64 231V232H63ZM79 231V230H78ZM71 232V231H70ZM71 232V233H72ZM75 233H76V230L74 231ZM97 232V231H96ZM121 232H123V236H122V233ZM129 232V233H128ZM136 232H135V234L134 235H132V236H139V235H137L136 234ZM142 232H144V231H142ZM249 232V233H248ZM251 232V233H250ZM257 232V233H256ZM58 233V234H57ZM61 233H62V235H61ZM75 233L73 234V235H71V236H69V234L66 232L65 233V235L67 236H64L66 239H67V241L68 242H71L72 244H70L69 245V247L71 248V250L69 249V251H70V253H71V251L73 250L72 248H74L75 249V251L74 252H72L73 254H75V253H77L78 251V249H80V247L81 246H74V245H76V242H78L79 240V244H77V245H82V247H83V245L84 246H86V244H88L89 245V247H86V248H88V249H90V250H84L85 252H83V249H85V247L83 248V249H80L79 251H81V252H78L79 254H81L82 255V252L83 253H86L87 251L88 252H90L92 255L94 254L95 256L97 255V259L94 257V255H93V257H94V259H96L95 261H96V263H98V262H107V261H105V258H107L108 256H111V257H109V259L110 258H112V256H114L115 257V260L117 259V261L119 262L120 261V259H124V260H126V261H124V260H122L121 262H126V264H131V263H133V259H134V255H135V252H137V251H135V247L137 248V246L135 245H133L134 247H132L134 250H133V252H131V251H129V250H127V249H130V250H132L131 249V243H130V245H129V242L128 241H136L137 240V237H134V239H136V240H133L132 239V237L131 236H129L128 237V239L129 238H131V239H129L128 241H127V239H126V241L125 240H123V242L125 243L124 245H126L127 247H126V250L127 251H129V252H127L126 250H124V249H122V248H120V249H122L123 251H124V253L126 254V253H128L129 255L132 253L133 254V256H132V254L130 255V256H132V258L130 259V261H132L131 263L128 261L129 259L128 258H126V257H129V255H123L122 253V250L120 251V256H121V258L120 259H118L119 257L117 256L118 254H119V251H118V247L117 246H121V247H124L123 246V244L121 245H117L116 246V240L115 239H113V241L115 242H113L112 244H113V246L115 245L117 248V250H115V247H113V246H111V247H113L114 248V250L115 251H117V255H116V252L114 251V254H112L113 253V251H112V249H111V247H110V240H112V239H110L109 237V243L107 242L108 241V239H107V241H106V239H104L105 240V242H104V240H103V242H102V245L104 244V243H108V245H106L107 247H104L105 249H106V251L107 250H109L110 251V253L112 254H110L109 253V251H107V254L109 253V255L107 256L106 255V257H105V255H104V253L106 252L105 251V249H102L101 247H103L100 243V241H99V244L101 245V246H99L97 243V240L96 241H94L95 239H93L92 241L90 240H88L89 242H91V243H88V241H87V243H86V240H85V237H83V236H85L84 234H83V236H81L82 235V232H80V236L79 237H81V238H79L77 235H75ZM68 234V235H67ZM141 234V233H140ZM251 234V235H250ZM76 236V238H75V236ZM250 235V236H249ZM73 236V237H72ZM83 237V238H82ZM118 237V238H117ZM73 238V239H72ZM79 238V239H78ZM260 238V239H259ZM75 239V240H74ZM76 239H78V241L76 240ZM257 239V240H256ZM74 240V241H73ZM83 240V241H82ZM263 240V241H262ZM118 242V240H117V243H123V242ZM259 241H261V242H259ZM74 242V243H73ZM96 242V244L97 245H93L92 243H95ZM132 242V243H133ZM253 242H259V243H261L260 245H259V243H253ZM59 243V242H58ZM82 243H86V244H82ZM220 244H218L219 246L217 247L216 246V249L217 250H215L216 251V255H215V257H216V260H218V261H216V263L217 262H220L221 263V260H222V257L225 255V245L222 243V242H219ZM255 244V245H258L261 249H262V251H260L261 249L260 248H257V246H255V245H253V244ZM111 244V245H112ZM134 244V243H133ZM136 244L138 245V243L136 242ZM223 244V245H222ZM251 244V245H250ZM73 247H72V246ZM91 245H93L92 247L94 248V249H96L95 251H97V248H99V252L97 251V253H95L94 252V249L92 248L91 249ZM262 245V246H261ZM104 246H105V244H104ZM129 246V247H128ZM221 246V247H220ZM255 246L257 249H259V250H256V248L254 247V249H253V247ZM77 247V248H76ZM81 247V248H82ZM110 247V248H109ZM224 247V248H223ZM232 247H233V249L235 250V246L234 245H232L231 246V251L233 250L232 249ZM248 247H252V250L253 251H251V248H249V251L247 250V248ZM125 248V247H124ZM221 248V250H219ZM222 248H223V250H222ZM91 250H93V251H91ZM138 250V249H137ZM140 250V249H139ZM102 251V253H103V256L101 255V254H98V253H100ZM112 251V252H111ZM126 251V252H125ZM135 251V252H134ZM94 252V253H93ZM131 252V253H130ZM218 252V253H217ZM233 252V254L234 255H231V257H230V252H229V255L226 257L228 260H227V262H229V263H233V264H235L236 263V256H235V252L234 251H232ZM231 252V253H232ZM248 252V253H247ZM250 252V253H249ZM256 252H257V254H256ZM66 254H69V253H67V252H65ZM77 253V254H78ZM224 253V254H223ZM261 253V254H260ZM65 254V255H66ZM76 255V254H75ZM84 255V254H83ZM85 255H87V254H85ZM99 255H101L102 257H104V259L100 256L99 258L100 259H102V260H99V258H98V256ZM247 255H248V258H247ZM250 255V256H249ZM254 257H253V256ZM126 256V257H125ZM253 258H252V257ZM258 256L260 257V256H263V257H260L259 259H258ZM116 257H118V258H116ZM124 257V258H123ZM228 257H230V258H228ZM251 257V258H250ZM232 258V259H231ZM235 258V259H234ZM256 258V259H255ZM108 259V258H107ZM113 259V260H112ZM109 262H111V261H114V262H116L115 260H114V258H112ZM128 259V260H127ZM220 259V260H219ZM234 259V260H233ZM249 259H250V261H249ZM255 259V260H254ZM99 260V261H98ZM254 260V261H253ZM88 260H86L85 262H86V264L88 263L87 262ZM127 261H128V263H127ZM253 261V262H252ZM100 262V264H102ZM220 263H217V264H220ZM16 264V263H15ZM85 264V263H84ZM116 264V263H115ZM123 264H125V263H123ZM260 264H261V262H260Z\"/></svg>",
    "mask_w": 264,
    "mask_h": 264
}]
</instances>
